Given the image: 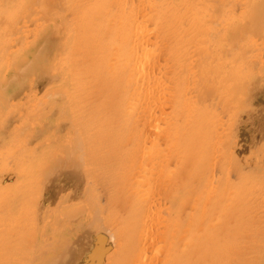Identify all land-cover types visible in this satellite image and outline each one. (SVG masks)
<instances>
[{
    "label": "bare ground",
    "instance_id": "bare-ground-1",
    "mask_svg": "<svg viewBox=\"0 0 264 264\" xmlns=\"http://www.w3.org/2000/svg\"><path fill=\"white\" fill-rule=\"evenodd\" d=\"M12 1V0H11ZM29 1H32V0H29ZM34 1V0H33ZM40 1V0H39ZM42 1H45V0H42ZM50 1V0H49ZM49 1L46 0V5L48 4L49 6L54 3L53 1L50 2L49 4ZM62 1V0H61ZM61 1H59V4L61 3ZM69 1V0H67ZM75 1V0H74ZM72 1V2H74ZM102 0H82V3L83 5H81L83 8V11L82 12L81 10V13H85L87 12V18H88V15L89 14H93V16L91 15V17H93L91 20L89 19L88 20V24L83 25L84 28H85V31L84 30H81L83 31L82 33L84 34L82 37H79L78 38H82L80 41L84 51H85V48H91V49H94L96 50L98 45H96L97 43L101 42L100 45L101 47H105V46H102V43L103 40H100V41H96V37L98 38L99 35H102L104 32H105V28H106V24L109 23H105L104 19H100V20H97L98 16L100 17V14L104 12H101L99 15H97L95 18L94 17V13L98 10L99 6H100V3H101ZM104 1V0H103ZM110 1V0H109ZM108 1V2H109ZM112 1V0H111ZM122 1V0H121ZM125 1V0H124ZM122 1V2H124ZM139 1V0H138ZM137 1V2H138ZM142 1V0H141ZM149 0H147L148 2ZM153 1V0H151ZM191 1V0H190ZM189 1V2H190ZM198 1V0H197ZM240 1V0H239ZM244 1V0H243ZM249 1V0H248ZM247 1V2H248ZM264 0L262 1H259L256 2L258 3V6H254V9L256 13L257 11L259 13H261L260 15L258 14H255V16H251L250 17V20H247V21H255L261 24H259V26H256L255 24L254 28L251 29V31H248L244 33L242 31H240L239 33V29L238 30V33L237 34L236 32L233 34L235 35V37H233V39L231 38V40L228 42V45L230 47H235V45H240L242 43H244L245 40H247L246 38L249 37V35H256L258 33L257 36H258V39L259 37H261L262 35L264 36ZM14 2V0H13ZM35 2V1H34ZM57 2V1H55ZM65 2V1H63ZM121 4V2L119 3V0H115V3L114 4ZM132 2V1H131ZM185 2V1H184ZM195 2V1H194ZM203 5L204 6V10H206L205 12H208L209 14H213L216 16V18L219 20V27H221L223 24H225L224 22L226 21L227 17L232 16V4L234 3L233 0H203ZM242 2V0H241ZM36 4L39 3V2H35ZM34 3V4H35ZM45 2H43L42 4H44ZM81 3V2H80ZM80 3H77L79 4L80 6ZM103 3V2H102ZM101 3V5H102ZM113 2H111L110 4H112ZM125 3V2H124ZM135 2H133V4L129 3V5L131 4L132 6L135 5L134 4ZM142 3V2H141ZM146 2H144V6L146 5L145 4ZM152 2L149 1V3L147 4H150ZM156 3V2H154ZM170 3V2H169ZM192 4V2H190ZM236 3V1H235ZM234 3V4H235ZM240 3V2H239ZM31 4V3H30ZM29 4V5H30ZM33 4V2H32ZM64 5V3H62ZM206 4V5H205ZM242 5L243 8H246L245 6H243L242 3H240ZM249 4V3H248ZM28 5V6H29ZM39 5V4H38ZM57 5V3H56ZM62 5V6H63ZM108 5V4H107ZM128 5V4H127ZM128 5V6H129ZM130 5V7H131ZM142 5V6H143ZM154 5V4H153ZM237 5V3H236ZM247 5V4H245ZM71 6V5H69ZM69 6H66L67 8ZM78 6V5H77ZM104 6V5H103ZM125 7V5H123ZM138 6V5H137ZM148 6H151L148 5ZM156 7V5H154ZM153 6V7H154ZM197 6V5H196ZM43 7V5H42ZM47 7V6H46ZM53 7V6H52ZM56 7V6H55ZM73 7V6H72ZM116 7V5H115ZM123 8L122 11H124ZM135 7V6H134ZM200 7V5H198V8ZM234 7H236L234 5ZM58 9V7H56ZM60 8L61 5H60ZM59 8V9H60ZM64 8V6H63ZM62 8V10H64ZM74 8H76L74 6ZM105 8V7H104ZM132 10H135L133 9V7H131ZM130 8V9H131ZM141 8V7H140ZM144 8V7H143ZM143 8H141V12L144 10ZM27 9V8H26ZM78 9V8H77ZM101 9V8H100ZM117 9V7H116ZM120 9V10H121ZM150 9V7H149ZM148 9V11H149ZM153 9V8H152ZM182 9V8H181ZM192 9V8H191ZM196 9V8H195ZM200 9V8H199ZM203 9V8H202ZM51 10V9H50ZM69 11L71 14L75 13V11L77 12L76 9H71L68 8L66 9L65 11ZM75 10V11H74ZM132 10L130 11V13H133ZM136 10H138V8H136ZM135 10V11H136ZM154 10V9H153ZM158 10V9H157ZM170 9L168 8V10L166 11H169ZM235 10V9H234ZM241 10V9H240ZM245 10V9H244ZM28 11L30 12V8L28 9ZM40 11V10H39ZM64 11V12H65ZM79 11V9H78ZM79 11V12H80ZM99 11V10H98ZM128 11V10H127ZM162 11V10H161ZM193 11H194V8H193ZM192 11V12H193ZM203 11V10H202ZM50 12V11H49ZM52 12V11H51ZM108 12V11H107ZM164 12V11H163ZM201 12V10H200ZM204 12V13H205ZM241 12V11H240ZM69 13V14H70ZM80 13V14H81ZM121 13V11H120ZM138 13V11H137ZM137 13H134L136 15H133L132 14V17L131 15L129 14V11H128V14L129 16H127L128 14H126V17L127 19H130L132 18L131 20L133 21H137L138 20V16L140 17V21L143 23L145 21V19L142 21L141 19H143V15L145 14V10H144V14H141L140 15H137ZM151 15V10L149 12ZM154 13V12H153ZM239 13V12H237ZM236 13V14H237ZM249 13V12H248ZM30 14V13H29ZM57 14V13H56ZM55 14V16H56ZM62 14V13H61ZM68 14V15H69ZM72 14V15H73ZM76 14V13H75ZM97 14V13H96ZM117 14V13H116ZM147 14V13H146ZM241 14V13H239ZM49 15V14H48ZM79 16V14H77ZM86 15V14H85ZM84 15V16H85ZM104 14H102L101 16H103ZM122 15H125V13L123 12ZM121 15V18L119 16L120 19H122V21L124 22V19L122 18L123 16ZM198 15V14H197ZM29 16V15H28ZM42 16V15H41ZM40 16V17H41ZM65 16H67V13L65 14ZM64 15L62 16V18L64 19L65 17ZM75 16V15H73ZM113 16H115L113 14ZM135 16L136 19H135ZM163 17L164 16L158 14V17ZM168 16V15H167ZM201 16V15H200ZM239 16V15H238ZM250 16V15H248ZM257 16V17H256ZM258 16H259V20L256 21V18L258 19ZM49 18V16H47ZM81 17L80 19L82 20V17L83 16H79ZM106 17V16H105ZM118 16H116L117 18ZM142 17V18H141ZM146 16L144 15V18ZM184 17V16H183ZM48 18H46L45 20H47ZM68 18V16H67ZM77 18V17H76ZM86 18V19H87ZM111 18V17H110ZM116 18L114 17V19L116 20ZM153 16H151V21H154L155 22V18H157V16L154 18V20L152 19ZM165 18H166V15H165ZM198 18V16H197ZM44 19V18H43ZM42 19V20H43ZM57 19V17H55V20ZM60 19V18H59ZM72 20V17L70 18ZM79 19V18H78ZM107 19V18H106ZM113 19V20H114ZM119 19V20H120ZM158 19V18H157ZM167 19V18H166ZM170 19V18H169ZM169 19L165 20V21H169ZM199 19V18H198ZM197 19V20H198ZM238 19V18H237ZM236 19V21H237ZM2 20V19H1ZM41 20V19H40ZM52 20V19H51ZM80 20V22H81ZM126 20V19H125ZM138 20L137 24L140 22ZM161 20V19H159ZM158 20V21H159ZM201 20V19H200ZM6 22V20H4ZM38 21V20H37ZM44 21V20H43ZM41 21V22H43ZM74 21V19H73ZM118 21V19H117ZM120 21H118L119 25L122 24ZM129 20H126L125 24L123 26V28L121 30L125 31L127 28V23H128ZM149 21V20H148ZM163 21V20H161ZM208 21H210L208 19ZM213 21V20H212ZM216 21V20H215ZM247 21H245V23H247ZM9 22V21H8ZM7 22V23H8ZM72 22V21H71ZM110 22H111V19H110ZM113 22V21H112ZM116 22V21H115ZM131 22V21H130ZM129 22V24H130ZM140 22V23H141ZM157 22V21H156ZM207 22V21H206ZM214 22V21H213ZM4 23V22H3ZM18 23V22H17ZM25 23V22H24ZM76 23L75 21L73 22V24ZM79 23V22H78ZM84 23H87V22H84ZM82 23V24H84ZM118 23H115V24H118ZM139 23V24H140ZM145 23V22H144ZM167 23V22H166ZM185 24H187L186 22H184ZM200 23V22H199ZM201 23H205L204 22H201ZM230 23V22H227V24ZM244 23V24H245ZM128 24V26H129ZM132 24V22H131ZM130 24V25H131ZM137 24L135 23L136 26L132 25V29L134 27V31L137 30V32L139 33H142L143 30H145V28H143L144 26L147 27L146 25L149 24L147 22V24H141L137 26ZM154 24V23H153ZM159 24H160V21H159ZM165 23H163L164 25ZM168 24V23H167ZM166 24V25H167ZM190 24V22H189ZM210 24H212L210 22ZM214 24V23H213ZM212 24V25H213ZM248 24V23H247ZM5 25V24H4ZM11 25V24H9ZM81 25V24H80ZM109 27L112 26L111 23L108 24ZM119 25H116V26H119ZM144 25V26H143ZM156 25V24H155ZM176 25V24H175ZM181 25V24H179ZM226 25V24H225ZM243 25V24H242ZM251 25V24H250ZM26 27V23L24 25ZM44 26V25H43ZM78 27V25H76ZM115 26V27H116ZM127 26V27H128ZM143 28V30L140 28ZM162 26V25H160ZM165 26V25H164ZM178 26V25H177ZM207 27V25H205ZM209 26V24H208ZM216 26V25H215ZM241 26V25H240ZM244 26V25H243ZM246 26L248 25H245V28H247ZM23 27V26H22ZM108 27V28H109ZM136 27H139V28H136ZM205 27V28H206ZM211 27V26H210ZM207 29L206 31V34L207 35H212V33H214V31H212V29ZM227 27V26H226ZM242 27V26H241ZM250 27H253V25H251ZM10 28V27H9ZM50 28V27H49ZM75 28V27H74ZM107 28V29H108ZM111 28V27H110ZM109 28V30H110ZM113 28V27H112ZM149 28V27H148ZM148 28L147 31H148ZM157 28H159L158 26L156 27V30H158ZM244 27L242 29H245ZM15 29V28H14ZM23 29V28H22ZM44 29V28H43ZM79 29V28H78ZM77 29V30H78ZM81 29V28H80ZM83 29V28H82ZM114 29V34L115 32H118L116 33L117 36L119 37L121 34L120 30H115ZM120 29V28H119ZM139 29V30H138ZM151 29L153 30V28H149V31H151ZM162 29V27L160 28V30ZM225 29V28H224ZM9 30V29H8ZM13 30V29H12ZM68 30L67 27H65L63 24L61 23H56L53 27L50 28L49 31H47L45 34H43L42 37H40L39 39H35L32 40L29 45L25 46L26 49L25 51H21V52H12V49L16 47L19 39L21 38V31L20 29H17L15 30V32H10L8 34H5V36L2 37V40H3V48H2V57H6L8 59V61H10L11 64H13L9 71L7 72L6 76H7V80L6 82H3L5 83V86L1 87L0 86V102L2 106H5L6 104H12L13 106L12 107H16L15 105H18L20 104L24 99H27L28 96L25 95L27 91H30V90H35L37 89V93L35 95L34 98H36L37 94L40 93V88H43V85L45 86V83H47L46 85H48V83L50 84L51 81L54 80L55 78V70H56V66H55V63H54V60L55 58L60 55L62 53V51H64L63 49V46L61 44V40L63 39V37L66 35V31ZM108 30V32H109ZM142 30V32L140 31ZM155 30V29H154ZM165 30V35L167 34L166 33V26L165 28L163 29ZM163 30L159 31L162 32ZM179 29H176V31H178ZM214 30V29H213ZM250 30V28H249ZM11 31V30H10ZM73 31V30H72ZM76 31V30H75ZM80 31V30H78ZM77 31V32H78ZM122 31V32H123ZM148 31V32H149ZM181 31V30H180ZM216 33H218V29H215ZM40 32V31H38ZM107 32V31H106ZM145 32V33H144ZM143 33L146 34V30L144 31ZM212 32V33H211ZM242 32V33H241ZM6 33V32H5ZM111 33V31H110ZM131 34L129 36H133V31L130 32ZM136 34V32H134ZM137 33V34H138ZM157 33V31H156ZM175 33V32H173ZM172 34H168L169 36L173 35ZM193 33V32H192ZM201 33V32H200ZM211 33V34H210ZM224 33V32H223ZM254 33V34H253ZM256 33V34H255ZM79 35V33H77ZM76 34V36H77ZM81 34V33H80ZM111 33V35H114ZM115 34V36H116ZM119 34V35H118ZM124 33H122L123 35ZM133 34V35H132ZM144 34L141 35V34H138L141 35L140 37H142V39L140 38H136L138 42V44H143V43H146L149 39H153V38H150V35H145V38H144ZM161 34V33H160ZM163 34V33H162ZM163 34V35H164ZM237 34V35H236ZM110 35V34H108ZM201 35V34H200ZM232 35V36H233ZM81 36V35H80ZM104 36V34H103ZM102 36V37H103ZM128 36V35H127ZM126 36V37H127ZM137 36V37H138ZM157 36V34H156ZM162 36V35H161ZM167 36V35H166ZM219 36V35H218ZM106 37V36H105ZM108 37V36H107ZM110 37V36H109ZM113 37V36H111ZM124 37V35H123ZM148 37V38H147ZM159 37V36H158ZM173 37V36H172ZM177 37V36H176ZM174 37V38H176ZM182 37V36H181ZM200 37V36H199ZM30 38V37H29ZM77 37H75L76 39ZM77 38V39H78ZM125 38V37H124ZM132 38V37H130ZM144 38V39H143ZM168 37H166L165 39H167ZM204 38V37H203ZM264 38V37H262ZM27 39V38H26ZM74 39V37H73ZM106 39V38H105ZM114 39V37H113ZM120 39V38H118ZM123 39V38H122ZM135 39V36H133V39H131L132 41H136ZM156 39V38H155ZM170 39V38H169ZM178 39V38H177ZM176 39V40H177ZM197 40V38H195ZM199 39V38H198ZM207 39V38H206ZM205 39V40H206ZM213 39V38H212ZM215 39V38H214ZM252 40V38H250ZM79 40V39H78ZM115 40V39H114ZM113 40V41H114ZM127 41L125 42H129L128 41V38L126 39ZM130 40V39H129ZM157 40V39H156ZM202 40V39H201ZM204 40V39H203ZM203 40L201 42H203ZM204 40V42H205ZM254 40V39H253ZM96 41V42H94ZM105 41V40H104ZM116 41H118L119 43V40H117L116 38ZM115 41V42H116ZM133 41V42H134ZM136 41V42H137ZM143 41H146V42H143ZM154 41V40H153ZM152 40H148L149 43L153 42ZM159 41V40H158ZM168 41V40H166ZM173 41V40H172ZM171 41V42H172ZM264 41V40H263ZM27 42V40H26ZM25 42V44H26ZM79 42V41H78ZM106 42H107V39H106ZM131 42L132 46H130V42L128 43V47L129 48H132L129 52L130 53H134V49H137V45L136 47L134 48V44L136 42ZM157 42V41H156ZM164 41H162L163 43ZM178 42V41H176ZM196 42V41H195ZM198 42V41H197ZM200 42V41H199ZM226 42V39L225 41ZM226 42V43H227ZM28 43V42H27ZM77 43V42H76ZM111 41L108 43L110 44ZM121 43V42H120ZM119 43V44H120ZM126 43V44H127ZM165 43V42H164ZM163 43V44H164ZM173 43V42H172ZM175 43V42H174ZM250 43H252L250 41ZM257 43V42H256ZM21 44V43H20ZM79 44V43H78ZM77 44V45H78ZM107 44V43H106ZM115 44V43H114ZM119 44H117L115 47L117 48V46L119 47ZM137 44V43H136ZM148 44V43H147ZM161 45V46H164V45ZM176 44V43H175ZM175 44H171L172 46H177ZM178 44H181L178 43ZM199 44V43H198ZM224 44V43H222ZM80 45V46H81ZM104 45V44H103ZM113 45V44H112ZM165 45L167 46V44L165 43ZM170 45V44H169ZM170 45V46H171ZM187 45V44H186ZM191 45V44H190ZM197 45V44H196ZM205 45V44H204ZM219 45V44H218ZM227 45V44H225ZM227 45V46H228ZM73 46V45H72ZM76 46V45H75ZM79 46V47H80ZM143 45H140V47L142 48ZM145 46V45H144ZM148 46V45H147ZM168 46V47H170ZM171 46V47H172ZM185 46V45H184ZM183 46V47H184ZM24 47V48H25ZM85 47V48H84ZM110 47V46H109ZM112 48V47H110ZM217 47V46H216ZM18 48V47H17ZM16 48V49H17ZM100 48V47H99ZM115 48V49H116ZM124 48V46H123ZM127 48V47H125ZM139 48V49H141ZM144 48H147L146 46ZM142 48V52L144 50L143 53H145V49ZM173 48V47H172ZM193 48V46H192ZM197 48V47H196ZM200 48V47H198ZM203 49H201L202 51L203 50H207V49H204L205 46L202 47ZM264 48V46H263ZM15 49V50H16ZM72 49V48H71ZM105 50V48H103ZM138 49V50H139ZM175 48H173L174 50ZM1 50V49H0ZM80 50V48H79ZM82 50V49H81ZM111 50V49H110ZM108 50V51H110ZM123 50V49H121ZM127 49H125L126 51ZM135 51L136 52H139V54H136L137 56H135V53L132 55L134 56V58H132V60H137V58L135 59V57H138V55H142L141 54V50L140 51ZM166 50V49H165ZM170 49H167V52L169 51ZM173 50L171 52L172 56L170 55L169 57L172 59L174 56V54H176L175 52L173 53ZM176 50V49H175ZM174 50V51H175ZM184 50V49H182ZM192 51H194L193 49H191ZM191 50H189V52H191ZM198 50V49H197ZM200 50V49H199ZM200 50V51H201ZM234 51V49H232ZM264 50V49H263ZM72 51V50H71ZM83 51V52H84ZM96 51L100 52L101 54H103V56L105 55V51L103 53V50L102 52L97 49ZM95 51V52H96ZM118 51V49H117ZM129 51V50H128ZM127 51V52H128ZM198 51V57H200L201 55H204V54H201L202 52ZM225 50H223L224 52ZM250 51V50H249ZM248 51V52H249ZM77 52H80L81 51H78ZM75 51V56L76 53ZM82 52V53H83ZM86 52H88V50H86ZM84 52V53H86ZM91 52H94V51H91ZM90 52V53H91ZM94 52V53H95ZM107 52V51H106ZM111 52V51H110ZM110 52L108 54H110ZM112 52H114L113 48H112ZM116 52V51H115ZM127 52L123 54L124 55H127ZM187 52V54L189 53ZM208 52H210V50H208ZM208 52H204L205 55L206 53ZM73 53V52H72ZM79 53V54H80ZM83 53V54H84ZM118 53V52H117ZM120 53V52H119ZM118 53V54H119ZM123 53V52H122ZM121 53V54H122ZM195 53V52H194ZM233 53V52H232ZM230 53V54H232ZM64 54V53H63ZM92 54V53H91ZM97 54V53H95ZM100 54V55H101ZM107 54V53H106ZM114 54V53H113ZM112 54V55H113ZM120 54V55H121ZM179 54V53H178ZM193 54V52H192ZM200 54V56H199ZM250 54H253V52ZM82 55V54H80ZM90 55V54H89ZM98 55V54H97ZM110 54V56H112ZM189 55V54H188ZM204 57H208L209 56V53ZM264 55V54H263ZM83 56V55H82ZM81 56V57H82ZM88 56V55H87ZM102 56V55H101ZM109 56V57H110ZM114 58L117 56L116 54L113 55ZM119 56V55H118ZM128 56V55H127ZM144 56V57H143ZM148 56L147 54L146 55H142L141 56V59L142 57L144 58V60L146 61L147 57ZM192 55H189L190 59H195L197 57V54H196V57L194 56V58L191 57ZM222 56V55H220ZM219 56V57H220ZM249 56V55H248ZM254 56V55H253ZM78 57V56H77ZM85 57V55H84ZM106 57V58H104ZM102 58L106 59L107 60V57L108 55L104 56ZM126 56H124L125 58ZM146 57V59H145ZM168 57V59H169ZM188 57V58H189ZM202 57V56H201ZM198 58L196 59V61H199V59H202V58ZM223 57V56H222ZM250 57V56H249ZM72 58V57H71ZM75 57H73L74 59ZM119 58V57H118ZM121 58V57H120ZM121 60L122 62L126 61V60H129V59H125L124 60ZM130 58H131V54H130ZM140 57H138V65L140 64L139 63V59ZM176 58V57H175ZM173 58V60L175 59ZM209 58V57H208ZM207 58V59H208ZM230 58V57H229ZM252 58V57H251ZM6 59V60H7ZM100 59V58H99ZM99 59L95 60V61H99ZM109 59V58H108ZM116 59V58H115ZM115 59H111L113 60L112 62H114ZM122 59V58H121ZM206 61L207 59L204 58ZM224 59V58H222ZM244 59V58H243ZM250 59V58H249ZM70 60V59H69ZM78 60L79 59H75ZM91 60V59H90ZM176 60V59H175ZM184 56L182 55L181 56H178L177 57V61H176V64H174L175 67H173L174 69H177L178 67L180 68V66H182V64L184 63ZM189 60V59H187ZM202 59V64H203V61H205ZM228 60V59H227ZM261 60V59H260ZM73 61V60H72ZM88 61V60H87ZM120 61V59L118 60ZM168 61V60H166ZM165 61V62H166ZM171 61V60H170ZM80 62V61H79ZM86 62V61H85ZM90 62V61H89ZM92 62V61H91ZM105 62H108V61H105ZM116 62V61H115ZM122 62H120V67L122 66ZM129 62V61H128ZM147 62H148V59H147ZM235 62V61H234ZM252 62V61H251ZM71 63V62H70ZM99 63V62H96V64ZM135 63V61H134ZM175 63V62H173ZM172 63V64H173ZM200 65L199 66V69L201 67V63L198 62ZM255 63V61H254ZM253 63V64H254ZM76 64V62L74 63ZM73 64V66H74ZM94 64V63H93ZM109 65V63H107ZM118 64V63H117ZM130 64V62H129ZM132 61H131V65H132ZM145 64V62H144ZM159 63L154 64L156 65L155 67L157 68L156 71L159 69V66L161 65H158ZM167 63H164L162 65H165L166 68L167 67ZM221 64V63H220ZM224 64V63H223ZM7 65V64H5ZM114 65V64H113ZM135 64H133L132 66H128L129 67V71L132 69V73L133 69H135L134 66ZM137 65V66H138ZM141 65L143 66V63H141ZM171 65V64H170ZM261 65V64H260ZM69 66V65H68ZM71 66V65H70ZM91 66V65H90ZM89 66V67H90ZM208 66V65H207ZM210 66V65H209ZM226 66V65H225ZM7 67V66H6ZM81 70L79 76L77 75V78L71 79V80H67V82L64 84L63 88L58 91L59 94L58 95H61V99L64 97V98H67V95L68 93L70 92L71 88L72 87H76L77 86L79 87L78 89L76 90H79L80 91V87H84V82L86 84L87 81L85 80H88V78H85V72H84V69L88 66H86V63H81L79 66H78ZM108 67V66H107ZM123 69H124V64H123ZM133 67V68H132ZM162 67V66H161ZM160 67V68H161ZM164 67V69L166 70V68ZM184 67V66H183ZM197 67V65H196ZM211 67V66H210ZM246 67V66H245ZM249 67V65H248ZM103 68V67H102ZM102 68H99L100 70ZM117 68V66L115 67ZM144 68V66L142 67ZM141 68V70H142ZM172 68V66H171ZM205 68H206V64H205ZM73 69V67L71 66V70ZM75 69V67H74ZM73 69V70H74ZM88 70V68H86ZM85 69V71H86ZM93 69V67H92ZM103 69H107V68H103ZM127 69V68H126ZM125 69V70H126ZM163 69V70H164ZM201 71H205V69L203 67H201ZM208 69V68H207ZM215 69V68H214ZM223 69V68H221ZM252 69V68H251ZM254 69H258V72L259 73H264V66H258L256 64H254ZM6 70V69H5ZM22 70L23 73H22ZM97 70V68H96ZM98 70V71H100ZM114 70V69H113ZM121 70V69H120ZM124 70V71H125ZM162 70V69H161ZM162 70V71H163ZM164 70V71H165ZM172 70V69H171ZM169 70V71H171ZM198 70V68H197ZM76 71H77V65H76V69H75V72L72 74L70 72V74L72 75H75L76 74ZM79 71V70H78ZM98 71H95L96 73ZM108 71H109V68H108ZM111 71V69H110ZM122 71V70H121ZM160 71V70H159ZM160 71V72H162ZM199 71V70H198ZM212 71V70H211ZM209 71V72H211ZM215 71V70H214ZM221 70H219V74H221L220 72ZM105 73V70L101 71L100 73ZM131 72V71H130ZM142 72V71H140ZM144 72V70H143ZM142 72V73H143ZM176 73V70L174 71ZM6 73V72H5ZM94 73V74H96ZM128 74L127 75V79H124V80H128V79H131L133 78V83L136 84L134 86L131 85V83L128 81L126 84L124 85H121L122 83H119L118 85H121V86H118L117 83H115L118 87H115L113 89H111V92L109 91L108 95L105 96V103L104 104V107H105V104L107 106V104L110 105L111 102L113 101H116L117 99H123L125 101H127V99L125 100L124 98H127L129 96V101L127 103V108L129 109V107L133 108V106H131L133 103L130 101V97L132 96V91L137 88V81L135 80L134 81V73L131 76H128L130 73L127 72ZM169 74H171L170 72H168ZM173 73V72H172ZM174 73V75H175ZM178 73V72H177ZM176 73V74H177ZM184 73V72H183ZM204 73V75L206 76V74ZM69 74V75H70ZM87 74H89V71L87 72ZM106 75L105 78L107 79V77L111 76L113 74V72H111V74H108V73H105ZM107 74L109 76H107ZM116 74H118V70L116 71ZM115 74V75H116ZM153 74V73H152ZM167 74V73H166ZM195 75H192V76H195L193 79L189 78H184V77H176L179 79V86L178 88L174 91V94H173V98L171 99V95H170V99H171V106L169 105L170 104V100L168 101L169 104L168 106L172 109H175L176 108H179L181 107L182 105L187 107V108H190V107H193L194 105L196 106V101L198 100L197 98H200V97H197L194 99V98H184V100L182 101V96H184V91L187 87H191V88H198L200 87V85H202L201 83L204 81L205 77H201V74L199 77H197L199 74L198 73H195ZM218 74V75H219ZM91 75V74H89ZM101 75V74H99ZM120 75H121V72H120ZM125 75V76H126ZM146 75V74H144ZM149 75V74H148ZM148 75H146L148 77ZM164 75V74H163ZM180 75V74H178ZM228 75V74H227ZM234 75V74H233ZM76 76V75H75ZM103 76V75H102ZM107 76V77H106ZM114 76V75H113ZM117 76V75H116ZM146 76H143L145 77V83L146 81H148V78ZM152 76V75H151ZM156 76V75H154ZM153 76V77H154ZM96 77V76H95ZM143 77H141L142 79V82H143ZM152 77V83L155 81L154 78ZM208 77V75L206 76ZM226 77V76H225ZM94 78V77H92ZM91 78V79H92ZM98 78V76H97ZM96 78V79H97ZM101 78V77H100ZM114 78V77H113ZM90 79V80H91ZM120 79V77L118 78ZM122 79V78H121ZM208 79V78H207ZM111 80V79H110ZM115 80V79H114ZM117 80V79H116ZM115 80V81H116ZM123 80V79H122ZM140 80V78H139ZM224 80V79H223ZM94 81V80H93ZM97 82V80H95ZM99 81V80H98ZM104 81V80H102ZM108 82H110L109 84L112 85L113 81H109V78L107 80ZM107 81L105 83H107ZM225 81V80H224ZM227 81V80H226ZM112 82V83H111ZM117 82V81H116ZM124 82V81H122ZM132 82V81H131ZM149 82V81H148ZM1 83V82H0ZM91 83L93 84V82L91 81L89 84L91 85ZM95 83V82H94ZM100 83V82H98ZM98 83H96L98 85ZM102 84L101 82V86L105 85ZM149 83V84H150ZM162 83V82H161ZM114 84V85H115ZM139 84V82H138ZM1 85V84H0ZM94 85V84H93ZM92 85V86H93ZM96 85V86H97ZM115 85V86H116ZM95 86V85H94ZM99 86V87H101ZM113 86V85H112ZM111 86V87H112ZM224 86V85H223ZM237 86V85H236ZM243 86V85H242ZM87 88V86H85ZM133 87V88H132ZM185 87V89H184ZM202 87H204V91H203V94H207V96H210L209 94L211 93V95L216 92H211L212 89H210V92L208 90V93H207V89L208 87L205 88V85ZM85 88V89H86ZM92 88V87H90ZM90 88H87L90 90ZM109 88V87H108ZM138 88H139V85H138ZM244 88V86H243ZM250 88V87H249ZM254 88V87H253ZM74 89V88H73ZM93 89V88H92ZM175 89V88H174ZM188 89V88H187ZM209 89V88H208ZM219 88H217L218 90ZM242 89V88H241ZM75 90V89H74ZM237 90V89H236ZM249 90V89H248ZM49 89L46 87L45 88V95L48 93ZM94 91V90H93ZM91 91V93L93 92ZM100 91V90H99ZM188 91V90H186ZM191 91V89H190ZM197 91V90H195ZM194 91V92H195ZM202 91V90H200ZM199 90L197 91L200 92ZM216 91V90H214ZM73 92V91H72ZM82 92V91H81ZM88 92V90H87ZM101 92V91H100ZM131 92V93H130ZM205 92V93H204ZM248 92V91H247ZM78 93V92H77ZM80 93V92H79ZM83 93H86V92H83ZM89 93V92H88ZM102 93V92H101ZM107 93V91H106ZM171 93V92H170ZM173 93V92H172ZM186 93V92H185ZM250 93L252 95H254L256 98V96L258 95V93H260V91L258 92L257 90H253V89H250ZM51 94V93H49ZM54 94V92L52 93ZM52 94L50 96H52ZM94 94V92H93ZM91 94V96L93 95ZM98 94V93H96ZM104 94V93H103ZM184 94V95H183ZM193 94V93H191ZM199 94V93H198ZM197 94V95H198ZM224 94V93H223ZM245 94V92H244ZM247 94V93H246ZM55 95H57L55 93ZM54 95V96H55ZM57 95V96H58ZM75 95V94H74ZM82 95V94H80ZM216 95V94H215ZM215 95H212L215 97ZM220 94H217V96H219ZM31 96V95H30ZM47 96V95H46ZM49 96V95H48ZM78 96V94L76 95ZM89 96V94H88ZM101 96H104L101 94ZM186 96V95H185ZM193 96V95H192ZM203 96V95H201ZM86 97V95L84 96ZM83 97V98H84ZM187 97V96H186ZM195 97V96H194ZM235 97V96H233ZM253 97V96H251ZM32 98V97H31ZM38 98V97H37ZM41 98V97H40ZM69 95H68V99H69ZM77 98V97H76ZM79 98V97H78ZM77 98V99H78ZM87 98V97H86ZM85 98V99H86ZM89 98V101L92 100L90 99L91 97H88ZM132 98V97H131ZM205 98V99H204ZM204 98H200V100L202 101H205L207 97H204ZM217 98V97H216ZM244 98V97H242ZM249 98V96H248ZM247 98V99H248ZM71 99V98H70ZM69 99V100H70ZM73 99V98H72ZM75 99V98H74ZM76 99V100H77ZM81 99V100H80ZM84 99V100H85ZM210 99V98H209ZM213 99V98H212ZM215 99V98H214ZM233 99V98H232ZM236 99V98H235ZM238 99V97H237ZM236 99V100H237ZM30 100V99H28ZM36 100V99H34ZM57 100V99H56ZM60 100V99H58ZM65 101V108L67 106H71L72 103H73V106L76 104H74V101ZM81 101L82 102V97L80 96V98L77 100L78 101ZM101 100V98H100ZM211 100V99H210ZM45 101V100H44ZM88 101V102H89ZM102 101V100H101ZM103 101V102H104ZM118 101V100H117ZM199 101V100H198ZM221 101V100H220ZM246 101V100H245ZM243 100V102H245ZM19 102V103H18ZM81 102H78V103H81ZM200 102V101H199ZM215 102V101H214ZM77 103V104H78ZM83 103V102H82ZM85 103V102H84ZM91 103V101H90ZM102 103V102H101ZM122 103V101H121ZM119 103V104H121ZM126 103V102H125ZM130 103V104H129ZM201 103V102H200ZM241 103V102H240ZM89 104V103H88ZM91 104H95V103H91ZM90 104V105H91ZM118 104V103H117ZM136 104V103H134ZM217 104V103H216ZM22 105V104H21ZM82 105V104H80ZM122 105V104H121ZM121 105H119L118 108H116L117 110L115 109H112L113 112L109 113L111 117H115L117 112L119 113V111H121L122 108ZM214 105V104H213ZM244 105V104H243ZM11 106V105H10ZM36 106V105H35ZM45 106V105H44ZM53 106V105H51ZM86 106V105H85ZM99 105H97L98 107ZM123 106V105H122ZM152 106V105H150ZM149 106V107H150ZM156 106V105H155ZM150 107V110L146 109L148 112H146V110L142 111L141 115L139 118H136V124L137 123H140L138 124V127L139 125L141 126V128L139 129V134L145 130L144 133H147L146 130L147 128H150V126L152 125V123H154V121L156 120L157 121V117L156 114H155V110L158 111V109L156 107ZM229 106V105H228ZM61 107V106H60ZM83 107V106H82ZM89 107V106H88ZM87 107V108H88ZM91 107V106H90ZM95 107V106H93ZM92 109H95L93 108ZM96 107V108H97ZM116 107V104L115 106ZM168 107V108H169ZM242 107V106H241ZM2 108V107H1ZM33 108V107H32ZM49 108V106L47 107ZM75 108V107H74ZM81 108V107H80ZM79 108V109H80ZM85 108V107H84ZM101 108V107H100ZM120 108V109H119ZM125 108V110L127 109L126 106L123 107V109ZM184 108V107H183ZM182 108V109H183ZM78 109V108H77ZM82 109V108H81ZM91 109V108H90ZM128 109L126 110V113H128ZM195 109V107H194ZM2 110V109H1ZM56 110V109H55ZM75 110V109H74ZM85 111L87 109H84ZM84 110L82 112H84ZM102 110V109H101ZM130 110V109H129ZM232 110V109H231ZM4 111V110H2ZM73 111V110H72ZM81 111V110H80ZM78 112V113H82V112ZM103 111V110H102ZM101 111V112H102ZM123 111V110H122ZM121 111V112H122ZM182 111V110H180ZM180 111H177V112H180ZM187 111V110H186ZM189 111V109H188ZM191 111V112H190ZM189 113L191 114L192 113V110H190ZM195 111V110H194ZM76 112V111H75ZM74 112V113H75ZM96 112V111H95ZM99 111H97L98 113ZM100 112V114H101ZM222 112V111H221ZM231 112V111H230ZM105 113V112H104ZM175 113V112H174ZM229 112H227L226 114H228ZM86 114V113H85ZM95 114V113H94ZM93 114V115H94ZM99 114V113H98ZM106 114V113H105ZM103 114V115H105ZM108 114V113H107ZM124 114V112L122 113ZM129 114V113H128ZM130 114H131V111H130ZM170 114V113H169ZM184 114V112H183ZM188 114V113H187ZM79 115V114H78ZM102 115V114H101ZM119 115V114H118ZM118 115L116 117H118ZM126 115V114H125ZM124 115V116H125ZM155 115V116H154ZM171 115V114H170ZM174 115V114H173ZM172 115V116H173ZM180 115V114H179ZM178 115V116H179ZM193 115V114H192ZM196 115V113L194 114V116ZM240 115V114H239ZM75 116V115H74ZM84 116V115H83ZM107 116V115H106ZM109 116V117H110ZM105 117V116H104ZM108 117V116H107ZM126 117V116H125ZM161 117V116H160ZM163 117V116H162ZM171 117V116H170ZM182 117V116H181ZM191 117V116H190ZM193 117V116H192ZM191 119L194 120V117ZM34 118V117H33ZM86 118V116H85ZM95 118V117H94ZM103 118V117H102ZM100 118V119H102ZM184 118V117H183ZM187 118V117H186ZM88 119V118H87ZM112 119V118H110ZM114 119V118H113ZM122 119V118H121ZM132 119V118H131ZM160 119V118H159ZM166 119V117H165ZM185 119V118H184ZM196 119V118H195ZM37 120V119H36ZM163 120V119H162ZM200 120V118H199ZM239 120V119H238ZM73 121V120H72ZM83 121V120H82ZM105 121V120H104ZM113 121V120H112ZM111 121V122H112ZM121 121V120H120ZM123 121V120H122ZM155 121V122H156ZM164 121V120H163ZM190 121V120H189ZM196 121V120H194ZM40 122V121H39ZM84 122V121H83ZM110 122V123H111ZM116 122V121H115ZM131 123V121H129ZM133 122V121H132ZM192 122V121H191ZM221 122V121H220ZM5 123H7L6 127H5V130L6 132H4L5 134L7 133H11V134H14L16 132H20L21 128L18 127V120L17 119H14V118H10V119H7L5 121ZM43 123V122H42ZM64 123V122H63ZM108 123V121H107ZM196 123V122H195ZM199 123V122H198ZM196 123V124H198ZM239 123H236L234 125V130H233V133L235 134V128L237 127V125L239 126ZM30 124V123H29ZM36 124V122H35ZM62 124V123H61ZM65 124V123H64ZM78 124V123H77ZM109 124V123H108ZM107 124V125H108ZM116 124V123H115ZM134 126L137 127V125L135 124V122H133ZM163 124V122H162ZM165 124V123H164ZM169 124V123H168ZM191 124V123H190ZM193 124V123H192ZM191 124V126H192ZM241 124V123H240ZM69 125V124H68ZM87 125V124H86ZM43 126V125H42ZM47 128H50L51 127V124H48V125H45ZM44 126V127H45ZM64 127V125H62ZM61 126V127H62ZM70 126V125H69ZM133 126V129L131 131H133L135 128ZM154 126V125H153ZM156 126V125H155ZM154 126V127H155ZM167 126V125H166ZM176 126V124L174 125ZM174 126L171 127V131H174ZM186 126V124H185ZM184 126V127H185ZM189 126V125H188ZM190 126V127H191ZM196 126V125H194ZM203 126V124H202ZM59 127V128H61ZM62 127V128H63ZM83 127V126H82ZM109 127V126H108ZM137 127V128H138ZM164 127V126H163ZM199 127V126H198ZM197 126L195 127V130L198 128ZM36 128V127H35ZM37 128L39 129L40 126H37ZM37 128L35 129L36 131ZM70 128V127H69ZM104 128V127H103ZM111 128V127H109ZM180 128V127H179ZM182 128V127H181ZM187 128V126H186ZM192 128V127H191ZM203 128V127H202ZM238 128V127H237ZM8 129V130H7ZM41 129V128H40ZM68 130V127L66 128ZM142 129V130H141ZM167 129V128H166ZM190 129V128H189ZM194 129V128H193ZM205 129V128H204ZM33 130V129H32ZM34 130V131H35ZM78 130V129H77ZM86 130V129H85ZM101 130V129H100ZM108 130V129H107ZM141 130V132H140ZM182 130V129H181ZM191 130V129H190ZM194 130V131H195ZM199 130V129H198ZM228 130V129H227ZM72 131V129H71ZM84 131V130H83ZM104 131H106L104 129ZM103 131V132H104ZM135 131V130H134ZM148 131V130H147ZM159 131V130H158ZM165 131V130H164ZM170 131V132H171ZM188 131V130H187ZM193 131V130H192ZM194 131H193V135H194ZM204 131V130H203ZM81 132V131H80ZM85 132V131H84ZM185 132V131H184ZM197 132V131H195ZM92 133V132H91ZM106 133H108L106 131ZM109 140L111 141V144H107L108 142L103 140L101 146V150L99 151V154H97V149L99 150V147L97 148L96 146L98 145V143H96V147L95 149L96 150H93L91 149V146H83V143H81V147L82 148V153H79L77 152L78 150L76 148H79L76 144V147L72 148L73 145L75 146V144H71L70 147L72 150H69V152H65V156H61V159L59 158V161H57L56 159V162H52V159H51V162L49 163L50 165L47 167V169H43L42 172H37V174L35 176H40V177H48V179H50L49 181V186H48V192H47V199L44 200V204L43 206H41L40 208H34L33 206H31V208L33 207L35 210H36V215L34 216V224L35 225V229L38 231L39 228L41 227V225L44 227L45 229V232L44 233H36L35 231V235L33 234L32 238H34V242L31 243V247H33L32 249L35 250L37 248H39L40 246H44V242L48 239L49 240V246H51V249H50V253L49 255L46 257V258H41V261H35V262H42V264H264V232H263V236L262 238H260V236H253L254 234H252V232L250 234H252V238L251 240H246L245 241V238L244 237H247V236H244L245 233L249 232H245L246 230H243V223H246L245 222V218H246V213H249L247 212L245 209V207L247 208L248 205H252V204H248L249 201L250 203L252 202L251 200H249L247 198V193H246V189L244 187V183L246 180H248V178L246 177V175H248L249 173H253L252 170H249L248 169H245L241 163H240V160L242 159V156L245 154V151L242 149V148H238L234 151H232V153H230L229 155V158L228 159H220V160H216L213 158L214 156V150L213 151V148L209 147V146H203V147H198V148H194V145H196L199 141V139H201L203 137L202 134H200V136H195L193 137L192 139L190 140H193L192 142V149L189 150L191 151L189 154L187 153H184L185 154V157H183L182 161H177L176 162V165L175 167H171L170 166V163H169V157H170V153L169 151L174 147V145H177L178 143H180L181 140H179L177 138V136H173V135H168L167 137L163 136V137H160V134H158L156 136V138L159 136L160 138L164 139L162 141H160V139H155L154 138V141L152 144V146H155L156 141H158L157 143L159 144L158 147H162L165 149V153L164 155L162 156V158H157L154 160V158H156V153H154L155 155H150L153 156L152 160L150 159L148 153L146 154L147 155V160L150 159V162L153 161V164L151 162V165L149 167H151L150 169V173L148 172V177L143 173V171L145 169L148 170V164L146 166H144L143 168V161L142 158L143 156H145V151L143 150V145L146 144L145 141L149 142V140H146L147 138L146 137H149L147 136V134H144L146 135V137L144 136V139L142 137V140H143V143L142 141L140 142L139 141V144L138 143H134L132 142L134 140V137H135V133H131L130 132V126L129 125H126V122H124L123 124H119L117 123V125L113 126V128H111V131H109ZM171 133H174V132H171ZM202 133V132H200ZM219 133V132H218ZM101 134H103L101 132ZM176 134V133H175ZM191 134V133H190ZM199 134V133H198ZM237 134V133H236ZM78 135V134H77ZM76 135V137H77ZM81 135V134H80ZM107 135V134H106ZM182 135V134H181ZM189 135V134H188ZM191 135V137L193 136ZM33 136V135H32ZM85 136V135H84ZM101 136V135H100ZM103 136V135H102ZM105 136V135H104ZM141 136V134H140ZM183 136V135H182ZM215 136V135H214ZM158 137V138H159ZM146 138V139H145ZM150 138V137H149ZM223 138V137H222ZM226 138V137H225ZM228 138V137H227ZM233 138V137H232ZM257 138V137H256ZM7 139V138H6ZM68 139H69V136H68ZM82 139V138H81ZM107 139V138H106ZM214 139V138H213ZM217 139V138H216ZM224 139V138H223ZM230 139H231V136H230ZM57 140V139H56ZM141 140V139H140ZM152 140V139H151ZM187 140V139H186ZM185 140V141H186ZM189 140V139H188ZM78 141V140H76ZM80 141V140H79ZM184 141V140H183ZM221 141V140H220ZM219 141V142H220ZM83 142V141H82ZM87 142V141H86ZM124 142V143H123ZM126 142V143H125ZM191 142V141H190ZM223 142H225L223 140ZM230 142V141H229ZM66 143V142H65ZM85 143V141H84ZM143 145H141V144ZM189 142L187 141V144ZM214 143V141H213ZM218 143V141H217ZM221 143V142H220ZM87 144V143H86ZM212 144V143H211ZM215 144H216V140H215ZM53 145V144H52ZM55 145V143H54ZM161 145V146H160ZM218 145V144H217ZM220 145V144H219ZM223 145V144H222ZM224 145H227V142L224 143ZM223 145V146H224ZM143 146V147H142ZM39 147V146H38ZM80 147V148H81ZM158 147L156 146L157 150H160L158 149ZM183 147V146H182ZM189 146H187L188 148ZM191 147V146H190ZM189 147V148H190ZM220 147V146H219ZM233 147V146H232ZM34 148V147H33ZM79 148V149H80ZM86 148V151H85V154L83 153V149ZM215 148V147H214ZM225 148V147H224ZM227 148V146H226ZM50 149V148H49ZM217 149V148H216ZM221 149V147H220ZM235 149V148H234ZM81 150V149H80ZM182 150V149H181ZM186 149L184 148V151ZM45 151V150H44ZM188 151V152H189ZM219 151V150H218ZM46 152V151H45ZM60 152V150H59ZM134 152H137V156L136 159H132L131 157V154L134 153ZM27 153V152H26ZM62 153V152H61ZM159 153V152H158ZM183 154V152H181ZM217 153V152H216ZM223 153V152H222ZM14 154V153H13ZM12 154V155H13ZM49 154V153H48ZM187 154V156H186ZM220 154V152H219ZM2 155V154H1ZM44 155V154H43ZM41 155V156H43ZM46 155V154H45ZM45 155H44V158H45ZM47 156V155H46ZM173 156V155H172ZM253 156V155H252ZM17 158V157H16ZM43 158V157H42ZM41 158V159H42ZM52 158H56L55 157H52ZM48 159V158H47ZM46 159V160H47ZM53 159V160H54ZM178 159V158H177ZM45 160V161H46ZM146 160V161H147ZM215 160V162L213 161ZM18 162V161H17ZM47 162V161H46ZM5 163V162H4ZM44 163V161L42 160H38L34 163V165H42ZM146 163H149V161H147ZM174 163V162H173ZM232 163H235V166H236V177L238 179L237 183H235L233 180V178L230 177V174L228 172V168L231 166ZM254 163V162H253ZM258 163V162H256ZM255 164V163H254ZM14 165V164H12ZM21 165H26L25 163L24 164H21ZM33 166V164L31 165ZM249 166V165H247ZM245 166V167H247ZM13 167V166H12ZM11 167V169H12ZM20 168H24L23 166L20 167ZM231 168V167H230ZM39 169V168H36V170ZM144 169V170H142ZM257 169V168H255ZM141 170V171H139ZM233 170V169H232ZM235 170V169H234ZM152 171V172H151ZM263 171V170H262ZM26 172V171H25ZM23 172V173H25ZM34 172V171H33ZM137 172V173H136ZM139 172H141L142 174L145 175V177H143V175H141V177L143 178H146V180L144 179V183H141L143 181L142 178H140V174ZM255 172V171H254ZM9 173V172H8ZM15 173V171H14ZM169 173H171V176L173 177V180H175V184H172V186H169V185H165L163 184V178H164V175H168ZM232 173V172H231ZM10 174V173H9ZM30 174V173H29ZM5 175V174H4ZM22 175V173H21ZM139 175V176H138ZM256 175V174H255ZM32 176V175H31ZM34 176V177H35ZM137 176V178H136ZM13 177V176H11ZM257 177V176H256ZM139 178V179H138ZM235 178V176H234ZM253 178V177H252ZM11 179V178H10ZM9 179V180H10ZM32 179V177L30 178ZM46 179V180H48ZM254 179V178H253ZM5 180V179H4ZM27 180V179H26ZM38 180V179H37ZM45 180V181H46ZM137 181L136 184V188L138 186H140V184H144V188L143 187H140L142 192L139 194H137L136 190L133 191H130L131 189V185L132 183H134V181ZM140 180V181H139ZM255 180V179H254ZM20 181V180H19ZM36 181V180H35ZM135 181V182H136ZM139 181V182H138ZM166 181V180H165ZM23 182V181H22ZM20 182V183H22ZM34 182V180H33ZM168 182V181H166ZM24 183V182H23ZM22 183V184H23ZM28 183V182H27ZM140 183V184H138ZM173 183V181H172ZM14 184V183H12ZM138 184V186H137ZM215 184L217 185H225L224 189L220 190V191H215L214 189V192L211 193V190L212 187L215 188ZM11 185V184H10ZM15 185V184H14ZM24 185V184H23ZM36 185V184H35ZM213 185V186H212ZM25 186V185H24ZM34 186V184L32 185ZM142 186V185H141ZM147 186V187H145ZM209 186H212L210 187V192L208 194V188ZM2 187V186H1ZM8 187V186H7ZM151 187V190L149 189ZM32 188V187H31ZM30 188V189H31ZM139 188V187H138ZM139 188V189H140ZM145 188H147L148 190H145ZM22 189V188H21ZM103 190L105 195H106V204L102 205V200L101 199V195L99 197L96 196V193L99 192L98 190ZM143 189L145 190V192H143ZM259 189V188H257ZM10 190V189H9ZM26 190V189H25ZM69 190V194L67 196V198L65 200H62L63 197L65 195H62L60 198H59V195L63 194V192ZM100 190V191H101ZM150 190V191H149ZM20 191V190H19ZM23 191V190H22ZM27 191V190H26ZM213 191V190H212ZM250 190H248L249 192ZM255 191V190H254ZM264 191V190H263ZM25 192V191H24ZM29 192V190L27 191ZM45 192V191H44ZM256 192V191H255ZM21 193V192H20ZM31 193V191H30ZM35 193V192H34ZM38 193V192H37ZM260 193V192H259ZM17 194V193H16ZM97 194V195H98ZM256 193H254L255 195ZM258 194V193H257ZM263 194V193H262ZM35 195V194H34ZM23 196V195H22ZM257 196V195H256ZM256 196H252L253 198L256 197ZM12 197V196H10ZM30 197V195L28 196ZM27 197V198H28ZM250 197V195H249ZM262 197V195H261ZM20 198V197H19ZM37 198V197H36ZM263 198V197H262ZM77 199V201H75ZM252 199V198H250ZM17 200V199H16ZM21 200V199H20ZM23 200V199H22ZM33 200V199H32ZM249 200V201H248ZM257 200V199H255ZM10 201V200H9ZM34 201L36 202L37 200H33V201H30V202H33ZM254 201V200H253ZM259 201V199H258ZM263 201V200H262ZM17 202V201H16ZM24 202V201H23ZM29 202V200H28ZM29 202V203H30ZM256 202V201H255ZM264 202V201H263ZM77 204L78 205V208H76V206H74L73 204ZM257 203V202H256ZM259 203V202H258ZM7 204V202H6ZM10 205V203H8ZM261 205V202L259 203ZM1 205V204H0ZM27 205V204H26ZM32 205V204H31ZM35 205V203H34ZM73 205V207H72ZM247 205V206H246ZM263 205V204H262ZM4 206V205H3ZM7 206V205H6ZM28 206V205H27ZM48 206V207H54V208H51L50 209V212L49 214L48 213H45V207ZM253 206V205H252ZM251 206V207H252ZM259 206V205H258ZM17 205L16 203H13L12 205H10V207H6L7 211H9L10 213H14L18 210V208H16ZM199 207V208H198ZM254 207H257L255 204H254ZM117 208H120L122 211H121V215L120 216H116L117 214L119 215L118 213V210L115 211V209ZM249 208V206H248ZM262 208V207H261ZM196 209H200V211L202 212L201 213V218L199 216V220H196V221H192L191 220V217L192 214L191 212L189 213V211H193L194 213L196 212L195 210ZM252 209V208H250ZM5 210V209H4ZM262 210V209H261ZM114 211L117 212L116 214H114ZM120 211V210H119ZM155 211H159L160 214L159 215H156V217H153L155 216V214L157 212ZM161 211H168V219H166L165 223H160L162 222L161 219H163L161 217ZM251 211V210H250ZM253 211H255L253 209ZM252 211V212H253ZM257 211V210H256ZM258 213H260V210L258 209ZM264 211V210H263ZM3 212V210H2ZM1 212V213H2ZM6 212V211H4ZM164 212V213H165ZM252 212H250L251 216L253 215ZM34 213V212H33ZM155 213V214H154ZM166 213V214H167ZM199 213V212H198ZM254 213V212H253ZM256 213V212H255ZM257 213V214H258ZM263 213V212H262ZM164 214V216L166 215ZM200 214V213H199ZM257 214H255L256 216H258ZM264 214V213H263ZM261 215L260 213V216H264V215ZM10 215V214H9ZM20 215V214H19ZM18 215V217H20ZM194 215V214H193ZM249 215V214H248ZM253 215V216H255ZM14 217H16V215H13ZM31 216H33V214H31ZM157 216H159V218L161 217V219L158 220V223L161 224V226L157 227L155 226V224L153 225V218H155V223H157ZM4 217V216H3ZM11 217V216H10ZM8 217V218H10ZM120 217V218H119ZM166 217V216H165ZM193 217V216H192ZM198 217V215L196 216V218ZM5 218V217H4ZM7 218V217H6ZM30 218V217H29ZM249 218V217H248ZM95 219V220H94ZM194 219V218H192ZM251 219V218H249ZM249 219H246V220H249ZM263 219L264 218H258V220H254L257 222L258 225H260L262 222H263ZM15 220V219H14ZM21 221V219H19ZM18 220V222H19ZM23 220V219H22ZM25 220V218H24ZM23 220V221H24ZM32 220V218H31ZM2 221V217L0 219V222ZM4 221V220H3ZM6 221V219H5ZM27 222H29L30 220L27 218L26 220ZM160 221V222H159ZM251 220H249V223ZM9 222V220L7 221ZM22 222V221H21ZM19 222V223H21ZM26 222V223H27ZM2 223V222H1ZM4 223V222H3ZM12 223V222H11ZM24 223V222H23ZM21 223L24 227V224ZM248 223V222H247ZM246 223V224H247ZM254 223V222H253ZM10 224V223H9ZM159 224V225H160ZM8 225V224H7ZM12 225V224H11ZM14 225V223H13ZM29 225V223H28ZM158 225V224H157ZM251 225V224H249ZM255 225V224H254ZM258 225L256 227H258ZM5 226V225H4ZM9 226V225H8ZM16 226V225H15ZM21 225L18 226L17 229H19ZM26 226V224H25ZM30 226H31V223H30ZM247 226V225H245ZM253 226V225H252ZM2 227V226H0ZM42 227V228H43ZM8 228V227H6ZM22 228V227H21ZM250 228V226H249ZM262 227H260L261 229ZM264 228V227H263ZM1 229H4V228H1ZM0 229V230H1ZM24 229V228H23ZM31 229V227H30ZM33 229V228H32ZM43 229V230H44ZM247 229V227H246ZM259 229V228H258ZM9 230V229H8ZM243 230V231H242ZM248 230V229H247ZM251 230V229H250ZM252 230H256V229H252ZM251 230V231H252ZM22 231V230H21ZM27 231V229H26ZM29 231V230H28ZM32 231V230H31ZM263 231V229H262ZM17 232V231H16ZM14 232V233H16ZM19 232V231H18ZM17 232V233H18ZM43 232V231H42ZM256 231H254L255 233ZM260 233V230L257 231ZM7 234V233H6ZM19 234V233H18ZM23 234V233H21ZM32 234V233H31ZM262 234V233H260ZM1 235V234H0ZM15 236V234H13ZM27 235H30V234H27ZM247 235V234H246ZM11 234V238L14 239ZM16 236H18L16 234ZM20 236V235H19ZM24 237H26L25 235H23ZM23 236L21 235L22 239ZM31 236V235H30ZM29 236V237H30ZM3 237V235H2ZM0 236V238H2ZM7 238V237H5ZM28 238V237H27ZM26 238V239H27ZM248 238V239H249ZM9 239V238H7ZM15 239H17L15 237ZM11 240V239H9ZM8 240V241H9ZM30 240V239H28ZM28 240L26 242H28ZM262 240V241H260ZM14 241V240H13ZM19 241H21L19 239ZM10 242V241H9ZM2 245L4 244V242H2V239H1V242H0ZM13 243V242H12ZM11 243V244H12ZM16 243V242H15ZM20 243V242H19ZM18 243V244H19ZM248 243H251L252 245H248ZM22 244V242H21ZM245 244H247V246H253L251 247L249 250L247 249V246H244ZM14 245V244H13ZM12 245V246H13ZM23 245H25L23 243ZM29 245V244H28ZM11 246V248H12ZM18 246V245H17ZM22 246V245H20ZM30 246V245H29ZM48 246V245H47ZM261 246V247H260ZM19 247V246H18ZM23 247V246H22ZM28 247V246H27ZM30 247V249H31ZM14 248V247H13ZM17 248V247H16ZM15 248V250H16ZM25 248V246H24ZM23 248V250L25 251V249ZM45 248V247H44ZM43 248V249H44ZM4 249V248H3ZM1 249L0 247V250H3ZM9 249V247H8ZM19 249V248H18ZM29 249V248H28ZM31 249V250H32ZM11 251V249H9ZM27 250V249H26ZM45 252H47L46 250L47 249H44ZM8 251V250H7ZM9 251V252H10ZM27 251H30V250H27ZM3 252H5V250H3ZM2 252V254H4ZM13 252V251H12ZM18 252V251H17ZM16 252V253H17ZM34 252V251H31L30 254ZM38 252V251H37ZM1 253V251H0ZM20 253V252H19ZM27 253L29 252H26V255ZM10 254V253H9ZM22 254V253H20ZM43 254V253H42ZM1 255V254H0ZM8 255V254H7ZM24 255V253H23ZM25 255V257H26ZM36 255V254H35ZM34 255V256H35ZM11 256V255H10ZM29 256V254H28ZM40 256V255H39ZM45 256V255H44ZM9 257V256H8ZM13 257V256H12ZM36 257V256H35ZM42 257V256H41ZM2 258V257H0ZM17 258V257H16ZM27 258V257H26ZM3 259H6L3 257ZM19 259V258H18ZM17 259V260H18ZM21 259V258H20ZM19 259V260H20ZM10 260V259H9ZM8 260V262H9ZM12 260V259H11ZM13 260H14V257H13ZM13 260L10 261L13 263ZM16 260V262H17ZM26 260V259H23V261ZM31 260V258L29 259ZM39 260V259H38ZM5 261V260H4ZM7 261V259H6ZM2 262L1 263H5V264H10L7 263V262ZM32 261V260H31ZM21 262V260H20ZM27 262L28 261V258H27ZM26 262V263H27ZM15 263V262H14ZM13 263V264H14ZM18 263V262H17ZM19 264V263H18ZM21 264V263H20ZM23 264V262H22ZM30 264V262L28 263ZM34 264V263H32ZM37 264V263H36Z\"/></svg>",
    "mask_w": 264,
    "mask_h": 264
},
{
    "label": "rangeland",
    "instance_id": "rangeland-1",
    "mask_svg": "<svg viewBox=\"0 0 264 264\" xmlns=\"http://www.w3.org/2000/svg\"><path fill=\"white\" fill-rule=\"evenodd\" d=\"M39 2V3H35V2ZM32 0V1H29V0H14V2H13V0L11 1V0H0V86L1 87H3V86H5V83H3V82H6V80H7V76H6V74H7V72L9 71V69H10V67L13 65V64H11L10 63V61H8V59L6 58V57H2V48H3V40H2V37L3 36H5V34H8V33H12V32H15V30H17V29H20V31L22 32L21 33V38L19 39V41H18V43H17V45H16V47L15 48H13L12 49V52H21V51H25V49H26V47L25 46H27V45H29V43L32 41V40H34V38L35 39H39L40 37H42L43 36V34H45L47 31H49L50 30V28L51 27H53L57 22L58 23H61V24H63L65 27H67L68 28V30L66 31L67 33H66V35L63 37V39L61 40V44H62V46H63V49H64V51H62V53L60 54V55H58L56 58H55V60H54V63H55V66H56V70H55V78H54V80L53 81H51V83L49 84L48 83V85H46L47 83H45V86L43 85V88H40V89H42V90H40V93L39 94H37V96H36V98H34L35 97V95H36V91H37V89H35V90H30V91H27V92H25L26 94L25 95H27L28 96V98L27 99H24L20 104H18V105H15L16 107H12L13 105L12 104H6L5 106H2L1 105V103L2 102H0V219H1V217H2V223L0 222V226H2V227H0V229L1 228H4V229H1L0 230V236L2 237V235H3V237L2 238H0V242H1V239H2V242H4V244L2 245L1 243H0V247H1V249H3V250H5V252H3V250H0L1 251V255H0V257H2V258H0V264H3V263H1V261L2 262H5L6 261V259H7V263H9L10 261H12L13 260V257H14V260H13V263L14 264H22V262H23V264H28L29 262H30V264H32V263H34V264H42V262H35V261H41V258L43 259V258H46L48 255H49V253H50V249H51V246H49L50 244V242H49V240L47 239L45 242H44V246H40L39 248H37V249H35V250H33L32 248L33 247H31L32 245H31V243L32 242H34V238H32V236H33V234L35 235L36 233H44L45 232V229H44V225L42 226L41 225V227L39 228V230L37 231L34 227H35V225H33L32 226V224H34L33 222H34V216L36 215V208L38 207V208H40L41 206H43V204H44V200L45 199H47V192H48V186H49V181H50V179H48V177H40V176H35L36 174H37V172L39 173V172H42L43 171V169L45 170V169H47V167L50 165L49 163L51 162V159H52V162H56V159H57V161H59V158L61 159V156H62V158H63V156H65V154L67 153V152H69V150H72L71 149V147H70V145L73 143V144H75V146L73 145V147L72 148H74V147H76V144H78L79 143V145H77L79 148L81 147L80 145H81V143H83V146H91V149H93V150H96L99 146H101V144H102V142H103V140H105V141H107L108 143L107 144H111V141L109 140V131H111V128H113V126L115 125H117V123H118V125L119 124H123L124 122H126V125H129L130 126V132L132 133H135L136 135H135V137H134V140L132 141V142H134V143H138L139 144V141L141 142L142 141V143H143V140H142V137H143V139H144V136L146 137V135H144V134H147V136H149V137H146L145 139L146 140H149V142H147V141H145L146 142V144H141V145H143L142 147H143V150L146 152L145 153V156H143V158H142V160L141 161H143V168H144V166H146L147 164V166H148V170L147 169H142V170H144L143 171V173L148 177L149 175H148V172L151 170L150 168L151 167H149L150 165H151V162H152V164H153V161H151L150 162V159L152 160L154 157L153 156H151L150 157V155H155L154 153H156V158H154V160L155 159H157V158H162V156L164 155V153H165V149L163 148V146L162 147H158L159 146V144L157 143L158 141H156L155 140V142H156V144H155V146H152V144H154L153 143V141H154V138L155 139H160V141H162V140H164V139H162V138H160V137H163V136H165V137H167L168 135H173V136H177V138L179 139V140H181L180 141V143H178L177 145H174V147L169 151V155H170V157H169V163H170V166L173 168V167H175V165H176V162L177 161H182V159H183V157H185V154L184 153H187V154H189L191 151H189V150H191L192 149V141L193 140H190V139H192L193 137H197V136H200V134H202L203 135V137L201 138V139H199V141H197L198 143L196 144V145H194V148H198V147H203V146H209V147H211V148H213V151L214 150H216V151H214V156H213V158L214 159H216V160H222V159H228L229 158V155H230V153H232V151H234V150H236V149H238V148H242L244 151H245V154L242 156V159L240 160V163H241V165L245 168V169H248V171L249 170H252L253 171V173H249L248 175H246V177L248 178V180H246L245 181V185H244V187H245V189L247 190L246 191V193H247V195L249 194L250 195V197H249V195L247 196V198L249 199V200H251L252 202L250 203V201H249V203H247V205L248 204H252L251 206L250 205H248L249 206V208H248V206H247V208L245 207V209H247L246 211L247 212H249V213H246L247 215H246V218H245V222L247 223H243V230H246L245 232H247V231H249V232H247V233H245V235L244 236H247V237H244L245 238V241L246 240H251V238L253 237V236H260V238H262V236H263V232H264V219H263V222L260 224V225H258L257 224V220H258V218H259V220H260V218L262 219V218H264V216H260V213H261V215L264 213V73H259L258 72V69L256 70V69H254V64H256V65H258L259 67L261 66H264V48H263V46H264V38H262V37H264L263 35L261 36V37H259V39H258V34H260V33H258V34H256L255 36L254 35H249V37H247L246 39L247 40H245L244 41V43H242V44H240V45H235V47L233 48V47H230L229 45H228V42L231 40V38L233 39V37H235V35H233L235 32L237 33V34H239L240 33V31H242L243 33H244V31L245 32H247V30L248 31H251V29L252 28H254L255 26V24H256V26H259V24H261L260 23V21H259V23L258 22H256L255 23V21H254V19H253V21H247V20H250V17L252 16H255V14H261V13H259L258 11L256 12V13H254L255 12V10L256 9H254V6L256 5V6H258V3H256V2H258V0H242V2H241V0L239 1V0H233L234 1V3H235V1H236V3H237V5H236V3L234 4H232L233 6V8H232V10H233V14H232V16H231V14H230V16H228L227 17V19H226V21L224 22L225 24H223L221 27H219V25H218V23H219V20L216 18V16L215 15H213V14H209L208 12H205L206 10H204V6H202L203 5V0H153V1H151V0H149L150 2H152V3H150L151 4V6H148V5H150V4H147V3H149V1L147 2V0H122V1H124V2H122L121 0H119V3L121 2V4H118L117 2V4H114L115 3V0H102L101 1V3H102V5H101V3H100V6H99V8H98V10L94 13V17L95 18H97L96 16L97 15H99L101 12H103V10H104V12L103 13H101L100 14V17L98 16V18H97V20H100V19H104V21H105V23H107V22H109V23H107L106 24V28H105V32L103 33L104 34V36H103V34L102 35H99L98 36V38L96 37V41L98 40V41H100V40H103V42L104 43H102V46H105V47H101V45H100V43L102 42H99V43H97L96 41H94V42H96L97 44L96 45H98V47H97V49H99L101 52H102V50H103V53H104V51H105V55L107 56L108 55V57H107V60L106 59H104V58H106V57H104L103 56V54H101L100 52H98V51H96V50H94V49H91V48H85V51H84V49H83V47H82V45H81V39L82 38H78V36L79 37H82L84 34L82 33L83 31H81V30H84L85 31V28H84V26L83 25H85L86 26V24H88V20L90 19H92L93 17H91V15L93 16V14H89L88 15V18L86 17L87 16V12H85V13H81V11L82 12H84L83 11V8H81L82 6L81 5H83V3H82V0H69V1H67V0H48L49 1V4H50V2H54V3H52L50 6L47 4L46 5V0L45 1H42V0ZM55 1H57V2H55ZM59 1H61V3L59 4ZM63 1H65V2H63ZM72 1H74V2H72ZM109 1V2H108ZM117 1V0H116ZM132 1V2H131ZM138 1V2H137ZM185 1V2H184ZM192 2V4L190 3V2ZM195 1V2H194ZM205 1V0H204ZM248 1V2H247ZM259 1H262V0H259ZM32 2H33V4H32ZM43 2H45L44 4H42ZM81 2V3H80ZM111 2H113L112 4H110ZM133 2H135L134 4L135 5H131V4H133ZM142 2V3H141ZM144 2H146L145 4V6L143 5L144 4ZM154 2H156V3H154ZM170 2V3H169ZM244 3L243 4V6H245L246 8H243L242 7V5L240 4V3ZM264 2V1H263ZM31 3V4H30ZM35 3V4H34ZM56 3H57V5H56ZM62 3H64V5L62 4ZM77 3H80V6H79V4H77ZM129 3H131L130 5H131V7H133V9H135L136 10V8H138V10H132V8L130 7V5H129ZM249 3V4H248ZM30 4V5H29ZM39 4V5H38ZM108 4V5H107ZM129 6H128V5ZM156 5V7L154 6V5ZM245 4H247V5H245ZM29 5V6H28ZM42 5H43V7H42ZM60 5H61V7L63 8V6H64V10H62V8H60ZM63 5V6H62ZM69 5H71V6H69ZM78 5V6H77ZM104 5V6H103ZM115 5H116V7H117V9H116V7H115ZM123 5H125V7L123 6ZM138 5V6H137ZM143 5V6H142ZM197 5V6H196ZM198 5H200V9L198 8ZM206 5V4H205ZM234 5L236 6V7H234ZM47 6V7H46ZM53 6V7H52ZM58 7V9L56 8V7ZM66 6H69L68 8H70V10L73 8V9H76L77 10V12L75 11V13L73 14V15H75V16H73L68 10L67 11H65L66 9H68ZM73 6V7H72ZM74 6L76 7V8H74ZM135 6V7H134ZM154 6V7H153ZM105 7V8H104ZM124 7V11H122V9L121 8H123ZM143 8L144 10H145V14L143 13L144 12V10L141 12V8ZM149 7H150V9H149ZM27 8V9H26ZM30 8V12L28 11V9ZM60 8V9H59ZM79 9V11H78V9ZM101 8V9H100ZM131 8V9H130ZM154 10H153V9ZM168 8L170 9L169 11H166V10H168ZM182 8V9H181ZM192 8V9H191ZM193 8H194V11H193ZM196 8V9H195ZM203 8V9H202ZM51 9V10H50ZM121 9V10H120ZM148 9H149V11H148ZM158 9V10H157ZM235 9V10H234ZM241 9V10H240ZM245 9V10H244ZM40 10V11H39ZM129 11V14L131 15V17H132V14L133 15H136V14H134V13H137V11H138V13H137V15H140L141 16V14H144L146 17L144 18V15L142 16L143 17V19H141L142 21L145 19V23L147 24V22L149 23V24H147L146 26L147 27H145L144 25V27L143 28H145V30H146V34H144L145 32V30H143V28H141V26H140V28L143 30V32H142V30H140L142 33H138L137 32V30H135L134 31V27H133V29H132V25H134V26H136L135 25V23L137 24V22H138V20L140 19V17L138 16V20L135 22L134 20L132 21L131 19L132 18H130V19H127V18H125L126 17V14H128V11ZM132 10V12L133 13H130V11ZM150 10H151V15H149L148 16V14H150L149 12H150ZM162 10V11H161ZM200 10H201V12H200ZM203 10V11H202ZM50 11V12H49ZM52 11V12H51ZM65 11V12H64ZM108 11V12H107ZM120 11H121V13H120ZM164 11V12H163ZM193 11V12H192ZM241 11V12H240ZM125 13V15H122V13ZM154 12V13H153ZM205 12V13H204ZM237 12H239V13H241V14H239V13H237ZM249 12V13H248ZM30 13V14H29ZM57 13V14H56ZM62 13V14H61ZM67 13V16H68V18H67V16H65V14ZM70 13V14H69ZM81 13V14H80ZM97 13V14H96ZM117 13V14H116ZM147 13V14H146ZM237 13V14H236ZM49 14V15H48ZM55 14H56V16H55ZM69 14V15H68ZM77 14H79V16H83L82 17V20L80 19L81 17H79ZM86 14V15H85ZM102 14H104L103 16L104 17H102L101 15ZM113 14L115 15V16H113ZM129 14L127 15V16H129ZM158 14H160L161 16L163 15L164 16V18L163 17H158ZM198 14V15H197ZM29 15V16H28ZM42 15V16H41ZM65 16L64 17V19L62 18V16ZM85 15V16H84ZM121 15L123 16L122 18L124 19V22L122 21V19H120L121 18ZM165 15H166V18L167 19H169V21H165V20H167L166 18H165ZM168 15V16H167ZM201 15V16H200ZM239 15V16H238ZM248 15H250V16H248ZM41 16V17H40ZM47 16H49V18L47 17ZM106 16V17H105ZM116 16H118L117 18H116ZM119 16H120V18H119ZM151 16H153V20H154V18L157 16V18H155V22L154 21H151ZM184 16V17H183ZM197 16H198V18H197ZM55 17H57V19L55 20ZM72 17V20L70 19ZM77 17V18H76ZM111 17V18H110ZM114 17L116 18V20L114 19ZM136 17L137 16H135V19H136ZM141 17V18H142ZM257 17V16H256ZM44 18V19H43ZM46 18H48L47 20H45ZM60 18V19H59ZM79 18V19H78ZM87 18V19H86ZM100 18V19H99ZM107 18V19H106ZM238 18V19H237ZM2 19V20H1ZM41 19V20H40ZM44 21H43V20ZM52 19V20H51ZM73 19H74V21L76 22V23H74L73 24ZM110 19H111V22H110ZM114 19V20H113ZM117 19H118V21H119V23H120V21H122L121 23L122 24H120L119 25V23H118V21H117ZM120 19V20H119ZM129 20L128 21V23H127V26H128V24H129V22L131 21L132 22V24H131V22H130V24H129V26L127 27L126 26V30L125 31H123V30H121L122 28H123V26L124 25H126L125 23V21L126 20ZM159 19H161V20H163V21H161V20H159ZM198 19V20H197ZM201 19V20H200ZM208 19L210 20V21H208ZM236 19H237V21H236ZM260 18H259V16H258V19L256 18V21H258ZM4 20H6V22L4 21ZM38 20V21H37ZM80 20H81V22H80ZM149 20V21H148ZM160 21V24H159V21ZM214 22H213V21ZM216 20V21H215ZM9 21V22H8ZM41 21H43V22H41ZM72 21V22H71ZM113 21V22H112ZM116 21V22H115ZM140 21V20H139ZM157 21V22H156ZM205 21V23H201V22H204ZM207 21V22H206ZM245 21H247V23H245ZM263 21H264V19H263ZM4 22V23H3ZM8 22V23H7ZM18 22V23H17ZM26 23V27L24 26L25 25V23ZM79 22V23H78ZM84 22H87V23H84ZM141 22V21H140ZM139 22V23H140ZM138 23L139 25H141V24H145V23ZM168 24H167V23ZM184 22H186L187 24H185ZM189 22H190V24H189ZM200 22V23H199ZM210 22L213 24H210ZM227 22H230V23H228L227 24ZM82 23H84V24H82ZM111 23V25L112 26H110L109 27V25L108 24H110ZM115 23H118V24H115ZM154 23V24H153ZM163 23H165L164 25L166 26V28H167V30H166V35L164 34L165 33V30H163L164 28H165V26L163 25ZM245 23V24H244ZM253 23H255V24H253ZM5 24V25H4ZM9 24H11V25H9ZM81 24V25H80ZM138 24H137V26H138ZM156 24V25H155ZM167 24V25H166ZM176 24V25H175ZM179 24H181V25H179ZM208 24H209V26H208ZM244 26H243V25ZM253 25V27H250L251 25ZM44 25V26H43ZM76 25H78V27L76 26ZM116 25H119V26H116ZM160 25H162V26H160ZM178 25V26H177ZM205 25H207V27L205 26ZM216 25V26H215ZM242 27H241V26ZM245 25H248V26H246L247 28H245ZM23 26V27H22ZM116 26V27H115ZM159 27V28H157L158 30H156V27ZM211 26V27H210ZM227 26V27H226ZM10 27V28H9ZM50 27V28H49ZM75 27V28H74ZM87 27V26H86ZM110 28V30H109V28ZM115 28V30H117V28H118V30H120V32L121 33H119V34H121L119 37L117 36V34L116 33H118V32H115V34H116V36H115V34H114V29L113 28ZM125 27V26H124ZM153 28V30L151 29V31H149V28ZM162 27V29L161 30H163L162 32H160L159 33V31H161L160 30V28ZM209 29V27H210V29H212V31H214V33H212V35H207L206 34V31H207V29ZM245 28V29H242V28ZM15 28V29H14ZM23 28V29H22ZM44 28V29H43ZM79 28V29H78ZM81 28V29H80ZM83 28V29H82ZM108 28V29H107ZM120 28V29H119ZM136 28H139V27H136ZM146 28H148V31H147V29ZM225 28V29H224ZM249 28H250V30H249ZM9 29V30H8ZM13 29V30H12ZM80 30V31H78V30ZM155 29V30H154ZM176 29H179L178 31H176ZM214 29V30H213ZM215 29H218V33H216V31H215ZM239 29H241V30H239ZM11 30V31H10ZM73 30V31H72ZM76 30V31H75ZM108 30H109V32H108ZM139 30V29H138ZM181 30V31H180ZM238 30H239V33H238ZM38 31H40V32H38ZM78 31V32H77ZM107 31V32H106ZM110 31H111V33L112 34H114V35H111V33H110ZM123 31V32H122ZM133 31V36H135V39L136 38H139L141 35H143L144 34V38H145V35H150V38H153V39H149L148 37V40H154L153 42H151V43H149L148 42V40H146V41H143V42H146V43H143V44H138V42L139 41H137V39H136V41H134V42H136L135 44H134V42L131 40V39H133V36H129L131 33L130 32H132ZM156 31H157V33H156ZM6 32V33H5ZM134 32H136V34L134 33ZM173 32H175V33H173ZM193 32V33H192ZM201 32V33H200ZM224 32V33H223ZM241 32V33H242ZM77 33H79V35L77 34ZM81 33V34H80ZM122 33H124L123 35H124V37H123V35H122ZM141 34V35H139L138 36V34ZM164 35H163V34ZM173 33V37L170 35H168V34H172ZM210 33V34H211ZM13 34V33H12ZM76 34H77V36H76ZM108 34H110V35H108ZM118 34V35H119ZM156 34H157V36H156ZM201 34V35H200ZM236 34V35H237ZM254 34V33H253ZM81 35V36H80ZM128 35V36H127ZM162 35V36H161ZM219 35V36H218ZM233 35V36H232ZM258 35V36H257ZM103 36V37H102ZM106 36V37H105ZM108 36V37H107ZM110 36V37H109ZM111 36H113L114 37V39H113V37H111ZM127 36V37H126ZM138 36V37H137ZM159 36V37H158ZM177 36V37H176ZM182 36V37H181ZM200 36V37H199ZM30 37V38H29ZM73 37H74V39H73ZM75 37H77L76 39H75ZM130 37H132V38H130ZM143 37V36H142ZM142 37H140L141 39H142ZM166 37H168L167 39H165ZM174 37H176V38H174ZM204 37V38H203ZM231 37V38H230ZM27 38V39H26ZM107 39V42H106V39ZM116 38H117V40H119V43H118V41H116ZM118 38H120V39H118ZM123 38V39H122ZM128 38V41L130 42H128L129 44H130V46L129 47H131L132 46V44H131V42H133V44H134V48L136 47V45H137V49H134V53H135V51H137L139 48H141L140 47V45H143L142 46V48H144L145 46L147 47V48H144L145 49V53H143L144 52V50H143V52H142V48L141 49H139L138 51H140L141 52V54L143 55H148V56H146L147 57V59H148V62H147V59H146V57H145V59H146V61L144 60V56L142 57V59H141V56L142 55H138V57H140L139 59V65H138V57H135V59L137 58V60H132V58H134V56H132L134 53H130L131 54V58H130V54H129V52H131L130 50L132 49V48H129L128 47V43L127 42H125V41H127L126 39ZM140 38H139V40H140ZM143 38V39H144ZM157 40H156V39ZM170 38V39H169ZM178 38V39H177ZM195 38H197V40L195 39ZM199 38V39H198ZM207 38V39H206ZM213 38V39H212ZM215 38V39H214ZM230 40H229V39ZM250 38H252V40L250 39ZM100 39V40H99ZM130 39V40H129ZM146 39V38H145ZM177 39V40H176ZM204 39H206L205 40V42H204V40H203V42H201L202 40ZM225 39H226V42H224L225 41ZM254 39V40H253ZM26 40H27V42H26ZM114 40V41H113ZM159 40V41H158ZM166 40H168V41H166ZM173 40V41H172ZM79 41V42H78ZM111 41V43L110 44H108L109 42ZM116 41V42H115ZM157 41V42H156ZM162 41H164L166 44H167V46L165 45V43L163 44L162 43ZM173 43H172V42ZM176 41H178V42H176ZM196 41V42H195ZM198 41V42H197ZM200 41V42H199ZM250 41L252 42V43H250ZM25 42H26V44H25ZM77 42V43H76ZM140 42H141V40H140ZM176 44H175V43ZM181 42V44H178V43H180ZM257 42V43H256ZM21 43V44H20ZM79 43V44H78ZM107 43V44H106ZM115 43V44H114ZM127 43V44H126ZM148 43V44H147ZM199 43V44H198ZM222 43H224V44H222ZM78 44V45H77ZM104 44V45H103ZM113 44V45H112ZM117 44H119V47L117 46V48L115 47ZM164 45V46H161V45ZM172 44H175V45H177V46H172L173 48H175L174 50H173V48L170 46V45ZM187 44V45H186ZM191 44V45H190ZM197 44V45H196ZM205 44V45H204ZM219 44V45H218ZM225 44H227V45H225ZM73 45V46H72ZM76 45V46H75ZM81 45V46H80ZM115 45V46H114ZM145 45V46H144ZM148 45V46H147ZM185 45V46H184ZM80 46V47H79ZM112 47L113 48V50H114V52H112V48H110V47ZM123 46H124V48H123ZM168 46H170V47H168ZM184 46V47H183ZM192 46H193V48H192ZM203 46H205V48L204 49H207L206 51L205 50H201V49H203L202 47ZM217 46V47H216ZM18 47V48H17ZM25 47V48H24ZM28 47V46H27ZM100 47V48H99ZM108 47L111 49H108ZM125 47H127V48H125ZM133 47V46H132ZM197 47V48H196ZM198 47H200V48H198ZM17 48V49H16ZM72 48V49H71ZM79 48H80V50H79ZM103 48H105V50L103 49ZM116 48V49H115ZM16 49V50H15ZM82 49V50H81ZM117 49H118V51H117ZM121 49H123V50H121ZM125 49H127L126 51H125ZM166 49V50H165ZM167 49H170L168 52H167ZM182 49H184V50H182ZM191 49H195L194 51H192ZM198 49V50H197ZM201 51H200V50ZM232 49H234V51L232 50ZM72 50V51H71ZM77 50L78 51H81V53L80 52H77ZM86 50H88V52H86ZM108 50H110V51H108ZM129 50V51H128ZM172 50H173V53L175 52L176 54H174L173 56V58H175L174 60H173V58L171 59L169 56L171 55L172 56V54H171V52H172ZM189 50H191V52H189ZM208 50H210V52H208ZM223 50H225L224 52H223ZM250 50V51H249ZM75 51L77 52L76 53V55L78 56H75ZM86 52V53H84V52ZM91 51H96L95 53H97V54H95L94 52H91ZM107 51V52H106ZM116 51V52H115ZM128 51V52H127ZM198 51H200V52H202L201 54H204L205 55V53L204 52H208L209 53V56L207 55L208 53H206V55L209 57H204V55H201L202 57H204V58H208L207 59V61L204 59V58H202L201 56H200V54H199V56L203 59V60H205V61H203V64L201 63L202 62V59H199V61H196V59H198V58H200V57H198ZM249 51V52H248ZM73 52V53H72ZM84 54H83V53ZM92 54H91V53ZM110 52V54L112 55L113 53L114 54H116L117 56L114 58V54L112 55V56H110V54H108ZM119 54H118V53ZM123 52V53H122ZM127 52V55H124V56H126L125 58H124V56H123V54L124 53H126ZM187 52H189L188 54L189 55H192L191 57L192 58H194V56L196 57V54H197V57L195 58V59H190V57H189V55L187 54ZM192 52H193V54H194V56H193V54H192ZM195 52V53H194ZM233 52V53H232ZM250 52L252 53L253 52V54H250ZM64 53V54H63ZM82 54V55H80V54ZM107 53V54H106ZM122 53V54H121ZM179 53V54H178ZM230 53H232V54H230ZM90 54V55H89ZM102 56H101V55ZM121 54V55H120ZM136 54H139V52H136L135 53V56H137ZM84 55H85V57H84ZM88 55V56H87ZM119 55V56H118ZM182 55L184 56V59H186V60H184V63L182 64V66H180V68L178 67L177 69H174L173 67H175L174 66V64H176V61H177V57L178 56H181L182 57ZM205 55V56H206ZM220 55H222V56H220ZM250 57H249V56ZM254 55V56H253ZM82 56V57H81ZM110 56V57H109ZM220 56V57H219ZM72 57V58H71ZM73 57H75L74 59H73ZM102 57H104V58H102ZM119 57V58H118ZM122 59H121V58ZM128 57V58H127ZM168 57H169V59H168ZM189 57V58H188ZM230 57V58H229ZM252 57V58H251ZM100 58V59H99ZM109 58V59H108ZM123 58H124V60L127 58V59H129V60H126V61H124V62H122L121 60H123ZM222 58H224V59H222ZM244 58V59H243ZM250 58V59H249ZM7 59V60H6ZM70 59V60H69ZM75 59H79L78 60V62H77V60H75ZM91 59V60H90ZM98 60L99 59V61H95V60ZM111 59H115L114 60V62H112L113 60H111ZM120 59V61H118ZM187 59H189V60H187ZM228 59V60H227ZM261 59V60H260ZM73 60V61H72ZM88 60V61H87ZM166 60H168V61H166ZM171 60V61H170ZM80 61V62H79ZM86 61V62H85ZM90 61V62H89ZM92 61V62H91ZM105 61H108V62H105ZM116 61V62H115ZM130 62V64H129V62ZM131 61H132V63L133 64H135L134 66V68L135 69H133V70H135V71H133V73H134V81L136 80L137 81V88H135L133 91H132V98L130 97V101L133 103L131 106H133V108L131 107H129V109L127 108L128 106H127V103H128V99H129V96L131 95H129L127 98H124L125 100L127 99V101H125V102H123L124 100L122 99H117L116 101H113V102H111L110 103V105L109 104H107V106H106V104H105V107H104V104L103 103H105V101H104V99H105V96H107L109 93V91L111 92V89H113V88H115V87H118V86H121V85H124V84H126L129 80V82L131 83V85L132 86H134L135 84H136V82H135V84L133 83V78H131V79H128V80H124V79H127L128 77H127V75L126 74H128L127 72H129L130 74L128 75V76H131L132 77V75H133V73H132V69L129 71V65L130 66H132L131 65ZM134 61H135V63H134ZM166 61V62H165ZM235 61V62H234ZM252 61V62H251ZM254 61H255V63H254ZM71 62V63H70ZM76 62V64H74ZM86 63V66H88V67H86V68H88V70L86 69V71H85V69H84V72H85V78H88L89 77V79L88 80H85V81H87V83L88 84H86L85 82H84V87H80V91L79 90H76V89H78L79 87L77 86V88L76 87H72L71 88V90H70V92L68 93V95H69V97L71 98H69L68 99V95H67V98H62L61 99V95H58L59 94V92L58 91H60L62 88H63V86H64V84L67 82V80L69 79V80H71L72 78H73V76H74V78L73 79H75V78H77V75L79 76V74H80V72H81V70H80V68L78 67L81 63ZM96 62H99V63H97L96 64ZM120 62H122V66H123V64H124V69H123V67L121 66L120 67ZM144 62H145V64H144ZM168 62V64H166L167 65V67L168 68H166L165 67V65H162V64H164V63H167ZM173 62H175V63H173ZM198 62H200L202 65H201V67H203L204 69H205V71H206V73L204 72V71H201V70H203V69H201V67H200V69H199V66L198 65H200ZM94 63V64H93ZM107 63H109V65L107 64ZM118 63V64H117ZM141 63H143V66H144V68H142L143 66L141 65ZM157 63H159L158 65H161V66H159V69L156 71V69L158 68H156L155 66L157 65ZM173 63V64H172ZM221 63V64H220ZM224 63V64H223ZM254 63V64H253ZM5 64H7V65H5ZM73 64H74V66H73ZM114 64V65H113ZM154 64H156V65H154ZM171 64V65H170ZM205 64H206V68H205ZM261 64V65H260ZM69 65V66H68ZM73 67V69H74V67H75V69H76V65H77V71H76V76L75 75H72L74 72H75V69L73 70H71V66ZM91 65V66H90ZM138 65V66H137ZM196 65H197V67H196ZM208 65V66H207ZM211 67H210V66ZM226 65V66H225ZM248 65H249V67H248ZM7 66V67H6ZM90 66V67H89ZM108 66V67H107ZM117 66V68H115ZM171 66H172V68H171ZM184 66V67H183ZM246 66V67H245ZM92 67H93V69H92ZM107 68V69H103V68ZM161 67V68H160ZM164 67L166 68V70L164 69ZM96 68H97V70H96ZM99 68H102L101 70L99 69ZM108 68H109V71H108ZM127 68V69H126ZM133 68V67H132ZM141 68H142V70H141ZM197 68H198V70H197ZM208 68V69H207ZM215 68V69H214ZM221 68H223V69H221ZM252 68V69H251ZM6 69V70H5ZM110 69H111V71H110ZM114 69V70H113ZM122 71H121V70ZM126 69V70H125ZM163 71H162V70ZM172 69V70H171ZM79 70V71H78ZM98 70H100V71H98ZM103 70H105V73H108V74H111V72H113V74L111 75V76H109L108 74H107V76H109V77H107V79L105 78V76L104 75H106L104 72L103 73H100L101 71H103ZM118 70V74H116V71ZM125 70V71H124ZM143 70H144V72H143ZM162 71V72H160V71ZM169 70H171V71H169ZM176 70V73L174 72ZM212 70V71H211ZM215 70V71H214ZM219 70H221L220 72H221V74H219L218 72H219ZM23 71L24 70H22V73H23ZM74 71V72H73ZM89 71V74H91V75H89V74H87V72ZM95 71H98L97 73L95 72ZM140 71H142V72H140ZM209 71H211V72H209ZM6 72V73H5ZM70 72L72 73V74H70ZM120 72H121V75H120ZM168 72H170L171 74H169ZM173 72V73H172ZM184 72V73H183ZM94 73H96V74H94ZM153 73V74H152ZM167 73V74H166ZM174 73H175V75H174ZM195 73H200L197 77H199L201 74H203V75H201V77L203 76V77H205V79H204V81L201 83L203 86L205 85V88L206 87H208L207 89H205V90H207V93H208V90H209V92H210V89H212V91L211 92H216L215 94L213 93L212 95H215V97L214 96H212L211 95V93L209 94L210 96H207V94L205 93V94H203V91H204V87H202V85H200V87H198V88H196V89H194V88H191V87H187L186 89H185V87H184V89L185 90H183L184 91V94L187 96H185L184 94V96H182V101L184 100V98H188L189 96V98L191 99V98H196V96L197 97H200L201 99L202 98H204V97H207L206 98V100L205 101H201L200 100V98H197L198 100L196 101V106L194 105L193 107H190V108H187V107H185V106H181V107H179V108H176L175 107V109H172V107L170 108L169 106H168V104H169V100H170V106H171V99L173 98V94H174V91L178 88V86H179V79L178 78H180V77H184V78H188V76H189V78L188 79H190V78H194L195 76H196V74ZM204 73L206 74V76L208 75V77H206L205 75H204ZM70 74V75H69ZM99 74H101V75H99ZM117 76H116V75ZM132 74V75H131ZM144 74H146V75H148V77L146 76V75H144ZM164 74V75H163ZM178 74H180V75H178ZM195 75V76H192V75ZM219 74V75H218ZM228 74V75H227ZM234 74V75H233ZM103 75V76H102ZM114 75V76H113ZM126 75V76H125ZM152 75V76H151ZM154 75H156V76H154ZM96 76V77H95ZM97 76H98V78H97ZM143 76H146L147 78H148V81H146V83H145V80H147V79H145V77H143ZM154 76V77H153ZM226 76V77H225ZM92 77H94V78H92ZM101 77V78H100ZM114 77V78H113ZM120 77V79H118ZM141 77H143V82H142V78ZM152 77L154 78V82H153V84L152 83H150V82H152L151 80H152ZM176 77H178V78H176ZM92 78V79H91ZM97 78V79H96ZM108 78H109V81H113V83H112V85L111 84H109L110 82H108L107 80H108ZM123 80H122V79ZM139 78H140V80H139ZM208 78V79H207ZM91 79V80H90ZM111 79V80H110ZM117 81H115V80ZM225 81H224V80ZM94 80V81H93ZM95 80H97V82L95 81ZM99 80V81H98ZM102 80H104V81H102ZM227 80V81H226ZM93 82V84L95 85H93L92 83H91V85L89 84L90 82ZM107 81V83H105ZM122 81H124V82H122ZM132 81V82H131ZM95 82V83H94ZM98 82H100V83H98ZM101 82H102V84H104L105 83V85H103V86H101L102 84H101ZM117 83V85L119 84V83H122L121 85H116L115 83ZM138 82H139V84H138ZM162 82V83H161ZM96 83H98V85L96 84ZM150 83V84H149ZM116 86H115V85ZM93 85V86H92ZM97 85V86H96ZM138 85H139V88H138ZM224 85V86H223ZM237 85V86H236ZM244 86V88H243V86ZM85 86H87V88H90V87H92V88H90V90L89 89H87ZM99 86H101V87H99ZM112 86V87H111ZM48 88L49 89V91H48V93L45 95V88ZM109 87V88H108ZM250 87V88H249ZM254 87V88H253ZM75 90H74V89ZM86 88V89H85ZM133 88V87H132ZM175 88V89H174ZM217 88H219L218 90H217ZM242 88V89H241ZM190 89H191V91H190ZM237 89V90H236ZM249 89V90H248ZM250 89H255V90H257L258 92L260 91V93H258V95L256 96V98H254L255 96L254 95H252L251 93H250ZM87 90H88V92H87ZM94 90V91H93ZM102 92H100V91ZM109 90V91H108ZM186 90H188V91H186ZM195 90H202V91H200V92H198L197 93V91H195ZM214 90H216V91H214ZM73 91V92H72ZM82 91V92H81ZM91 91H93L94 92V94H93V92L91 93ZM106 91H107V93H106ZM195 91V92H194ZM248 91V92H247ZM54 92V94H52ZM78 92V93H77ZM80 92V93H79ZM83 92H86V93H83ZM171 92V93H170ZM173 92V93H172ZM186 92V93H185ZM244 92H245V94H244ZM49 93H51L52 94V96H50L51 94H49ZM55 93L58 95H55ZM96 93H98V94H96ZM104 93V94H103ZM131 93V92H130ZM191 93H193V94H191ZM224 93V94H223ZM247 93V94H246ZM75 94V95H74ZM78 94V96H76ZM80 94H82V95H80ZM88 94H89V96H88ZM91 94H93L92 96H91ZM101 94L102 95H104V96H101ZM172 94V95H171ZM198 94V95H197ZM217 94H220L219 96H217ZM31 95V96H30ZM49 95V96H48ZM55 95V96H54ZM86 95V97H84ZM170 95L172 96L171 97V99H170ZM193 95V96H192ZM201 95H203V96H201ZM80 96L82 97V102L79 100L78 102H81V103H78L77 102V100L80 98ZM195 96V97H194ZM233 96H235V97H233ZM248 96H249V98H248ZM251 96H253V97H251ZM32 97V98H31ZM38 97V98H37ZM41 97V98H40ZM78 99H77V98ZM84 97V98H83ZM88 97H91L90 99H92V100H90L91 101V103H95V104H91L90 103V101H89V98ZM217 97V98H216ZM237 97H238V99H237ZM242 97H244V98H242ZM73 98V99H72ZM75 98V99H74ZM86 98V99H85ZM100 98H101V100H100ZM211 100H210V99ZM213 98V99H212ZM215 98V99H214ZM233 98V99H232ZM237 100H236V99ZM248 98V99H247ZM28 99H30V100H28ZM34 99H36V100H34ZM57 99V100H56ZM58 99H60V100H58ZM77 99V100H76ZM85 99V100H84ZM45 100V101H44ZM67 100H69V101H74V106H73V103H72V105L71 106H67L66 108L64 107L65 106V101H67ZM168 100V101H167ZM221 100V101H220ZM243 100L245 101V102H243ZM1 101V100H0ZM71 101V102H72ZM89 101V102H88ZM104 101V102H103ZM121 101H122V103H121ZM215 101V102H214ZM85 102V103H84ZM102 102V103H101ZM241 102V103H240ZM19 103V102H18ZM78 103V104H77ZM89 103V104H88ZM118 103V104H117ZM119 103H121V104H119ZM134 103H136V104H134ZM217 103V104H216ZM22 104V105H21ZM80 104H82V105H80ZM91 104V105H90ZM115 104H116V107H114L115 106ZM130 104V103H129ZM214 104V105H213ZM244 104V105H243ZM11 105V106H10ZM36 105V106H35ZM45 105V106H44ZM51 105H53V106H51ZM86 105V106H85ZM97 105H99L98 107H97ZM119 105H121V107L120 108H122L121 109V111H119V113L117 112V114H116V116L118 115V117H111L110 116V114L109 113H111V112H113V110L112 109H115V110H117L116 108H118L119 107ZM150 105H152L153 107L155 106L157 109H158V111L157 110H155V114H156V116H158L157 117V121L155 122L154 121V123H152V125L150 126V128H147V130H146V132L147 133H144L145 132V130L144 131H142L141 132V130H140V134H141V136H140V134H139V129L141 128V124L140 123H137L136 124V118H139L140 117V115H141V113H142V111L145 109H148V110H150V107H152V106H150ZM229 105V106H228ZM49 106V108H47ZM61 106V107H60ZM83 106V107H82ZM89 106V107H88ZM91 106V107H90ZM93 106H95V107H93ZM126 106V108L128 109V113H126V110H125V108L123 109V107H125ZM150 106V107H149ZM242 106V107H241ZM2 107V108H1ZM33 107V108H32ZM75 107V108H74ZM82 109H81V108ZM85 107V108H84ZM88 107V108H87ZM92 107L93 108H95V109H92ZM97 107V108H96ZM101 107V108H100ZM169 107V108H168ZM184 107V108H183ZM194 107H195V109H194ZM78 108V109H77ZM80 108V109H79ZM91 108V109H90ZM119 108V109H120ZM183 108V109H182ZM4 110V111H2V110ZM56 109V110H55ZM75 109V110H74ZM84 109H87L86 111L84 110ZM103 111H102V110ZM188 109H189V111L190 110H192V113L190 114L189 113V111H188ZM232 109V110H231ZM73 110V111H72ZM81 110V111H80ZM84 110V112H82ZM144 110V111H145ZM180 110H182V111H180ZM187 110V111H186ZM195 110V111H194ZM76 111V112H75ZM80 111V112H82V113H78V112ZM96 111V112H95ZM97 111H99L98 113H97ZM102 111V112H101ZM130 111H131V114H130ZM177 111H180V112H177ZM222 111V112H221ZM231 111V112H230ZM75 112V113H74ZM100 112H101V114H100ZM106 114H105V113ZM124 112V114H122ZM146 112H148L147 110H146ZM175 112V113H174ZM183 112H184V114H183ZM191 112V111H190ZM227 112H229L228 114H226ZM86 113V114H85ZM95 113V114H94ZM108 113V114H107ZM171 115H170V114ZM188 113V114H187ZM196 113V115L194 116V114ZM79 114V115H78ZM94 114V115H93ZM103 114H105V115H103ZM126 114V115H125ZM174 114V115H173ZM180 114V115H179ZM193 114V115H192ZM240 114V115H239ZM75 115V116H74ZM84 115V116H83ZM108 117H107V116ZM126 117H125V116ZM173 115V116H172ZM179 115V116H178ZM85 116H86V118H85ZM105 116V117H104ZM110 116V117H109ZM135 116H136V118H135ZM139 116V117H138ZM155 116V115H154ZM161 116V117H160ZM163 116V117H162ZM171 116V117H170ZM182 116V117H181ZM193 116L194 117V120H196V121H194V120H192L191 119V117ZM34 117V118H33ZM95 117V118H94ZM103 117V118H102ZM165 117H166V119H165ZM185 119H184V118ZM187 117V118H186ZM192 117V118H193ZM10 118H14V119H17L18 120V127H20L21 128V130H20V132H16V133H14V134H11L10 132L9 133H7V134H5L4 132H6V131H4L5 130V127H6V125H7V123H5V121L7 120V119H10ZM88 118V119H87ZM100 118H102V119H100ZM110 118H112V119H110ZM114 118V119H113ZM122 118V119H121ZM132 118V119H131ZM160 118V119H159ZM196 118V119H195ZM199 118H200V120H199ZM37 119V120H36ZM135 119V120H134ZM164 121H163V120ZM239 119V120H238ZM73 120V121H72ZM84 122H83V121ZM105 120V121H104ZM113 120V121H112ZM121 120V121H120ZM123 120V121H122ZM190 120V121H189ZM40 121V122H39ZM107 121H108V123H107ZM112 121V122H111ZM116 121V122H115ZM129 121H131V123L129 122ZM135 122V124L137 125V127H138V124H140L139 125V127L137 128L136 126H134V124H133V122ZM192 121V122H191ZM221 121V122H220ZM35 122H36V124H35ZM43 122V123H42ZM65 124H64V123ZM111 122V123H110ZM162 122H163V124H162ZM198 123V124H196V123ZM238 122H240L239 123V126L237 125V127L235 128V134L233 133V130H234V125L236 124V123H238ZM30 123V124H29ZM62 123V124H61ZM78 123V124H77ZM116 123V124H115ZM165 123V124H164ZM169 123V124H168ZM192 124V126H191V124ZM48 124H51V127L50 128H47L45 125H48ZM70 126H69V125ZM87 124V125H86ZM108 124V125H107ZM176 124V126H174ZM185 124H186V126H187V128H186V126H185ZM202 124H203V126H202ZM43 125V126H42ZM62 125H64V127L62 126ZM155 127H154V126ZM167 125V126H166ZM189 125V126H188ZM194 125H196L198 128L195 130V127L196 126H194ZM37 126H40V128L38 129L37 128ZM45 126V127H44ZM63 128H62V127ZM83 126V127H82ZM111 127V128H109V127ZM133 126H134V130L133 131H131L132 129H133ZM164 126V127H163ZM172 126H174V131H171V127ZM185 126V127H184ZM192 128H191V127ZM37 128V130L38 131H36L35 129ZM59 127H61V128H59ZM68 127V130L66 129ZM70 127V128H69ZM104 127V128H103ZM180 127V128H179ZM182 127V128H181ZM203 127V128H202ZM132 128V129H131ZM167 128V129H166ZM191 130H190V129ZM194 128V129H193ZM205 128V129H204ZM33 129V130H32ZM71 129H72V131H71ZM78 129V130H77ZM86 129V130H85ZM101 129V130H100ZM104 129L108 132V133H106V131H104ZM108 129V130H107ZM182 129V130H181ZM199 129V130H198ZM228 129V130H227ZM8 130V129H7ZM35 130V131H34ZM85 132H84V131ZM159 130V131H158ZM165 130V131H164ZM188 130V131H187ZM195 130V131H197V132H195L194 131V135H193V131ZM204 130V131H203ZM81 131V132H80ZM104 131V132H103ZM174 132V133H171V132ZM185 131V132H184ZM92 132V133H91ZM101 132L103 133V134H101ZM200 132H202V133H200ZM219 132V133H218ZM144 133V134H143ZM176 133V134H175ZM191 133V134H190ZM199 133V134H198ZM237 133V134H236ZM78 134V135H77ZM81 134V135H80ZM107 134V135H106ZM158 134H160V137L158 138H156V136L158 135ZM183 136H182V135ZM189 134V135H188ZM33 135V136H32ZM76 135H77V137H76ZM85 135V136H84ZM101 135V136H100ZM103 135V136H102ZM105 135V136H104ZM191 135H193L192 137H191ZM215 135V136H214ZM68 136H69V139H68ZM230 136H231V139H230ZM224 139H223V138ZM226 137V138H225ZM228 137V138H227ZM233 137V138H232ZM257 137V138H256ZM7 138V139H6ZM82 138V139H81ZM107 138V139H106ZM164 138V137H163ZM214 138V139H213ZM217 138V139H216ZM57 139V140H56ZM141 139V140H140ZM152 139V140H151ZM162 139V140H161ZM187 139V140H186ZM189 139V140H188ZM76 140H78V141H76ZM80 140V141H79ZM184 140V141H183ZM186 140V141H185ZM215 140H216V144H215ZM221 140V141H220ZM223 140L225 141V142H227V145H224V143L225 142H223ZM83 141V142H82ZM84 141H85V143H84ZM87 141V142H86ZM187 141L189 142L188 144H187ZM191 141V142H190ZM213 141H214V143H213ZM217 141H218V143H217ZM221 143H220V142ZM230 141V142H229ZM66 142V143H65ZM94 142H96V143H98V145L96 146V143H94ZM54 143H55V145H54ZM71 143V144H70ZM87 143V144H86ZM124 143V142H123ZM126 143V142H125ZM212 143V144H211ZM53 144V145H52ZM218 144V145H217ZM220 144V145H219ZM224 146H223V145ZM71 145V146H72ZM39 146V147H38ZM94 146H96V147H94ZM156 146L158 147V149H160V150H157V148H156ZM161 146V145H160ZM183 146V147H182ZM187 146H191L190 148L188 147L187 148ZM221 147V149H220V147ZM226 146H227V148H226ZM233 146V147H232ZM34 147V148H33ZM215 147V148H214ZM225 147V148H224ZM50 148V149H49ZM79 148H76L78 151L77 152H79V153H82L81 151H82V148L83 147H81L80 149ZM96 148V149H95ZM184 148L186 149L185 151H184ZM217 148V149H216ZM235 148V149H234ZM69 149V150H68ZM182 149V150H181ZM189 149V150H188ZM46 152H45V151ZM59 150H60V152H59ZM68 150V151H67ZM84 151H83V153L85 154V151H86V148L85 149H83ZM101 150V147H99V150L97 149V154H99V151ZM193 150V149H192ZM219 150V151H218ZM67 151V152H66ZM189 151V152H188ZM27 152V153H26ZM62 152V153H61ZM66 152V153H65ZM159 152V153H158ZM181 152H183V154L181 153ZM217 152V153H216ZM219 152H220V154H219ZM223 152V153H222ZM230 152V153H229ZM14 153V154H13ZM49 153V154H48ZM148 153V155H149V157H150V159L149 160H147V154ZM2 154V155H1ZM13 154V155H12ZM45 155V158H44V155ZM61 156H60V155ZM137 152H134V153H132L131 154V157H132V159H136V157H138L137 156ZM187 154H186V156H187ZM41 155H43V156H41ZM60 157H59V156ZM139 155V154H138ZM173 155V156H172ZM253 155V156H252ZM56 156V158L54 159V158H52V157H55ZM59 158H58V157ZM17 157V158H16ZM43 157V158H42ZM153 157V158H152ZM42 158V159H41ZM48 158V159H47ZM178 158V159H177ZM182 158V159H181ZM47 159V160H46ZM54 159V160H53ZM38 160H42V161H44V163L42 164V165H34V163L36 162V161H38ZM47 162H46V161ZM149 161V163H146L147 161ZM18 161V162H17ZM180 161V162H181ZM214 162H215V160H213ZM5 162V163H4ZM174 162V163H173ZM255 164H254V163ZM256 162H258V163H256ZM26 164V165H21V164ZM12 164H14V165H12ZM33 164V166H31ZM247 165H249V166H247ZM13 166V167H12ZM24 167V168H20V167ZM245 166H247V167H245ZM11 167H12V169H11ZM231 167V168H230ZM229 168H228V172H229V174H230V177L231 178H233V180L232 181H234L235 183H237V181H238V179H237V177H236V166H235V163H232L231 164V166H230ZM36 168H39V169H37L36 170ZM255 168H257V169H255ZM233 169V170H232ZM235 169V170H234ZM263 170V171H262ZM14 171H15V173H14ZM26 171V172H25ZM34 171V172H33ZM139 171H141V170H139ZM255 171V172H254ZM10 174H9V173ZM23 172H25V173H23ZM152 172V171H151ZM232 172V173H231ZM21 173H22V175H21ZM30 173V174H29ZM137 173V172H136ZM141 172H139V174H140ZM150 173V172H149ZM5 174V175H4ZM144 174H140V178H142L143 179V181L141 182V183H144V179L146 180V178H143V177H145V175ZM256 174V175H255ZM32 175V176H31ZM141 175H143V177H141ZM11 176H13V177H11ZM35 176V177H34ZM139 176V175H138ZM234 176H235V178H234ZM257 176V177H256ZM32 177V179H30ZM255 179H253V178ZM11 178V179H10ZM136 178H137V176H136ZM5 179V180H4ZM10 179V180H9ZM27 179V180H26ZM38 179V180H37ZM46 179H48V180H46ZM139 179V178H138ZM20 180V181H19ZM33 180H34V182H33ZM36 180V181H35ZM46 180V181H45ZM168 181V182H166V181ZM24 183H23V182ZM136 181V180H135ZM134 181V183H132V185H131V189H130V191H133L134 192V190H136L137 192V194H139V192L138 191H140L141 190V188L140 187H143L144 188V184H140V183H138V184H140V186H138V184H137V186L140 188H136V184L135 183H137V181L135 182ZM140 181V180H139ZM138 181V182H139ZM172 181H173V183H172ZM175 180H173V177L171 176V173H169L168 175H164V178H163V184H164V186L167 184V185H169V186H172V184H175V182H174ZM20 182H22V183H20ZM28 182V183H27ZM12 183H14V184H12ZM11 184V185H10ZM34 184V186H32ZM36 184V185H35ZM142 185V186H141ZM2 186V187H1ZM8 186V187H7ZM213 186V185H212ZM212 186H209V188H208V194H209V192H210V190H211V193L212 192H214V189H215V191H220V190H222V189H224L226 186L223 184V185H217V184H215V188H213ZM225 186V187H224ZM32 187V188H31ZM145 187H147V186H145ZM210 187H212V189H210ZM22 188V189H21ZM31 188V189H30ZM148 188V187H147ZM147 188H145V190H148ZM257 188H259V189H257ZM10 189V190H9ZM28 191L29 190V192H27L26 190ZM150 190H151V187L149 188ZM210 189V190H209ZM20 190V191H19ZM23 190V191H22ZM101 190V189H100ZM98 190L99 192H97L96 193V196L97 197H99L101 194V199L100 200H102V205H104V204H106V195H105V193H104V191L103 190ZM145 190L143 189V192H145ZM149 190V191H150ZM213 190V191H212ZM248 190H250L249 192H248ZM256 192H255V191ZM25 191V192H24ZM30 191H31V193H30ZM45 191V192H44ZM21 192V193H20ZM35 192V193H34ZM38 192V193H37ZM142 192V190L140 191V193ZM260 192V193H259ZM17 193V194H16ZM100 195H99V194ZM254 193H256L255 195H254ZM258 193V194H257ZM263 193V194H262ZM35 194V195H34ZM68 194H69V190H67V191H65V192H63V194H61V195H59V198L62 196V195H65L64 197H63V199L62 200H65L66 198H67V196H68ZM98 194V195H97ZM23 195V196H22ZM30 195V197H28ZM257 195V196H256ZM261 195H262V197H261ZM10 196H12V197H10ZM252 196H256V197H252ZM20 197V198H19ZM28 197V198H27ZM37 197V198H36ZM99 197V198H100ZM250 198H252V199H250ZM17 199V200H16ZM21 199V200H20ZM23 199V200H22ZM35 199V200H37L36 202L34 201V203H35V205H34V203L33 202H30V201H33V200ZM255 199H257V200H255ZM258 199H259V201H258ZM10 200V201H9ZM28 200H29V202H28ZM254 200V201H253ZM263 200V201H262ZM17 201V202H16ZM24 201V202H23ZM75 201H77V199L75 200ZM257 203H256V202ZM6 202H7V204H6ZM261 202V205L259 204V203ZM8 203H10V205H12L13 203H16V205H17V207L16 208H18V210L16 211V212H14V213H10L9 211H7V209H6V207L8 208V207H10V205L8 204ZM28 206H27V205ZM32 204V205H31ZM254 204L257 206V207H254ZM263 204V205H262ZM4 205V206H3ZM7 205V206H6ZM74 206H76V208H78V205L75 203V204H73ZM73 205H72V207H73ZM259 205V206H258ZM31 206H35L34 208L32 207L31 208ZM262 207V208H261ZM51 208H54V207H48V206H46L44 209V211H45V213H48L49 214V212H50V209ZM199 208V207H198ZM250 208H252V209H250ZM5 209V210H4ZM253 209L255 210V211H253ZM258 209L260 210V213H258L259 211H258ZM262 209V210H261ZM2 210H3V212H2ZM116 210H118V213H119V215L117 214L116 216H120L121 214V209L120 208H117V209H115V211ZM120 210V211H119ZM251 210V211H250ZM257 210V211H256ZM4 211H6V212H4ZM114 211V214H116L117 212H115ZM194 211V210H193ZM193 211H189V213L191 212V214H192V216H190L191 217V220L192 221H196V220H199L202 216H201V211H200V209H196L195 211V213L193 212ZM254 213H253V212ZM2 212V213H1ZM34 212V213H33ZM155 212H157L156 214H155V216H153V217H156V215H159L160 214V212L159 211H155ZM165 211H161V217L163 218V219H161V217L159 218V216H157V223H155V218H153V220H152V222H153V225L155 224V226H157V227H159V226H161V224L160 223H162V225H163V223H165V221H166V219H168V211H166L165 213H164ZM200 214H199V213ZM250 212H252V214L253 215H255V214H257L258 216H251V214H250ZM256 212V213H255ZM263 212V213H262ZM167 213V214H166ZM10 214V215H9ZM20 214V215H19ZM31 214H33V216H31ZM35 214V215H34ZM164 214H166L165 216H164ZM194 214V215H193ZM249 214V215H248ZM13 215H16V217H14ZM18 215L20 216V217H18ZM198 215V217L196 218V216ZM264 215V214H263ZM5 218H4V217ZM11 216V217H10ZM199 216H200V218H199ZM7 217V218H6ZM8 217H10V218H8ZM30 217V218H29ZM251 218V219H249V218ZM24 218H25V220H24ZM27 218L30 220L29 222H27L26 220H27ZM31 218H32V220H31ZM120 218V217H119ZM166 218V219H165ZM192 218H194V219H192ZM5 219H6V221H5ZM15 219V220H14ZM19 219H21V221L19 220ZM24 221H23V220ZM159 219H161L162 220V222H160V223H158V220ZM246 219H249V220H253L251 223H249V220H246ZM4 220V221H3ZM9 220V222H7ZM18 220H19V222H21V223H23L24 224V227H23V225L21 224V223H19L18 222ZM95 220V219H94ZM165 220V221H164ZM254 220H256V221H254ZM258 220V221H259ZM4 222V223H3ZM12 222V223H11ZM27 222V223H26ZM254 222V223H253ZM10 223V224H9ZM13 223H14V225H13ZM28 223H29V225H28ZM30 223H31V226H30ZM9 226H8V225ZM12 224V225H11ZM25 224H26V226H25ZM158 224V225H157ZM160 224V225H159ZM249 224H251V225H249ZM255 224V225H254ZM5 225V226H4ZM16 225V226H15ZM19 225H21L20 227H19V229H17L18 228V226ZM245 225H247V226H245ZM253 225V226H252ZM258 225V227H256ZM249 226H250V228H249ZM6 227H8V228H6ZM17 227V228H16ZM22 227V228H21ZM30 227H31V229H30ZM43 227V228H42ZM246 227H247V229H246ZM260 227H262L261 229H260ZM24 228V229H23ZM33 228V229H32ZM259 228V229H258ZM9 229V230H8ZM26 229H27V231H26ZM44 229V230H43ZM252 229H256V230H251ZM262 229H263V231H262ZM22 230V231H21ZM29 230V231H28ZM32 230V231H31ZM242 230V231H243ZM260 230V233H262V234H260L259 232H257V231H259ZM19 233H17V232ZM35 231H36V233H35ZM43 231V232H42ZM254 231H256L255 233H254ZM14 232H16V233H14ZM252 232V234H254L253 236H252V234H250ZM7 233V234H6ZM21 233H23V234H21ZM32 233V234H31ZM11 234H12V236H14L13 234H15V236L13 237L14 239H12L10 236H11ZM16 234L18 235V236H16ZM27 234H30V235H27ZM247 234V235H246ZM20 235V236H19ZM21 235L23 236V235H25L26 237H24L23 236V238L24 239H22V237H21ZM30 236V237H29ZM251 237V238H249V237ZM5 237H7V238H9V239H11V240H9V239H7V238H5ZM15 237L17 238V239H15ZM28 237V238H27ZM34 237V236H33ZM27 238V239H26ZM249 238V239H248ZM257 238V237H256ZM19 239L21 240V241H19ZM28 239H30V240H28ZM10 242H9V241ZM14 240V241H13ZM28 240V242H26ZM32 241V242H31ZM260 241H262V240H260ZM13 242V243H12ZM16 242V243H15ZM20 242V243H19ZM21 242H22V244H21ZM12 243V244H11ZM19 243V244H18ZM23 243L25 244V245H23ZM14 244V245H13ZM30 246H29V245ZM13 245V246H12ZM19 247H18V246ZM20 245H22V246H20ZM48 245V246H47ZM248 245H252L251 243H248ZM11 246H12V248H11ZM24 246H25V248H24ZM28 246V247H27ZM244 246H247V244H245ZM8 247H9V249H11V251L8 249ZM14 247V248H13ZM17 247V248H16ZM30 247H31V249H30ZM45 247V248H44ZM251 247H253V246H247V249L249 250ZM261 247V246H260ZM15 248H16V250H15ZM19 248V249H18ZM23 248L25 249V251L23 250ZM29 248V249H28ZM47 249L46 251L47 252H45V250L44 249ZM30 250V251H27V250ZM8 250V251H7ZM10 251V252H9ZM13 251V252H12ZM18 251V252H17ZM31 251H34V252H32L31 254H30V252ZM38 251V252H37ZM2 252L4 253V254H2ZM17 252V253H16ZM22 253V254H20V253ZM26 252H29V253H27V255H26ZM10 253V254H9ZM23 253H24V255H23ZM43 253V254H42ZM8 254V255H7ZM28 254H29V256H28ZM36 254V255H35ZM11 255V256H10ZM25 255H26V257L28 258V261L29 262H27V258L25 257ZM36 257H35V256ZM40 255V256H39ZM45 255V256H44ZM9 256V257H8ZM13 256V257H12ZM42 256V257H41ZM3 257L4 258H6V259H3ZM17 257V258H16ZM21 260V262H20V260ZM31 258V260H29ZM10 259V260H9ZM12 259V260H11ZM18 259V260H17ZM23 259H26V260H24L23 261ZM39 259V260H38ZM5 260V261H4ZM8 260H9V262H8ZM16 260H17V262H16ZM27 262V263H26ZM12 262H10V264H13ZM5 264V263H4Z\"/></svg>",
    "mask_w": 264,
    "mask_h": 264
}]
</instances>
